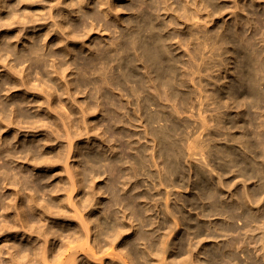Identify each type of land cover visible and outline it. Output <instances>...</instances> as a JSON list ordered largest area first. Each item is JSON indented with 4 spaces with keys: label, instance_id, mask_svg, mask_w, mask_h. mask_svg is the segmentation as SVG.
Wrapping results in <instances>:
<instances>
[{
    "label": "rangeland",
    "instance_id": "1",
    "mask_svg": "<svg viewBox=\"0 0 264 264\" xmlns=\"http://www.w3.org/2000/svg\"><path fill=\"white\" fill-rule=\"evenodd\" d=\"M130 1H132V2L130 3ZM173 1H174V3H172V5H174V4L175 5H174V7H172V5H170L169 9L170 10H172V9L174 10L175 9V14H174L173 11H170L169 9L166 12V10L160 8V6L158 7V5L154 7V6H150L148 4H142V5H136L135 8H134L131 5V4L135 3L134 0H117L115 5H116V7L118 9V12H119L122 20H123L122 22H120V21L117 22V20H115V19L112 20V18L111 19L108 18L110 21H107V23L104 22V21H101V22L97 21V24H96V22L95 23H91V24L88 23V25L86 26V23L84 22V20L82 18H79L78 20H75V21H77L79 23V25H81V26L76 29L77 31L75 30L74 34H72L70 36H67L68 38L65 37L64 38L65 40L61 39V38L58 39V37H52V38L45 37L44 33H42V35H41V33L40 34H34V35L32 34L30 39H27V38H25V37H28L27 36V32H25L27 30L26 27L28 29L30 27H32V25H33L32 22L31 23L28 22L30 24H27L26 22H23L21 20L23 23L26 24V25L24 24L25 26H23L21 24V21L18 22L16 20H15V22L13 21V23H11L12 25H10V24L7 25L6 24V26H4L5 24H3L2 22H0L3 25L2 26L0 24V53L4 49V53L2 52L0 54V56H1L0 57L1 58L0 59V83H2V84H0V90H1L0 91V112H1V114H0V119H1L0 120V125H1L0 126V130H1L0 131V139H1L0 140V148L2 147V150L0 149L1 150L0 151V159L2 157L3 158L6 157V158H4V159L2 158L0 160L1 161L0 162V165H1L0 169L3 170V172L0 170V182H2L3 177L9 171L8 174L12 176V177L10 176L12 179H14V180L18 179L16 182L19 184V186H21L20 183L22 185H24V184L26 185L27 183H29L25 187H27V190L29 189V191H30L29 193H31V194L33 193L32 197H36L37 201L40 204L42 202H44L42 204L50 202V205L51 206L53 205V207H54V209L52 207V210L53 211L55 210V214L58 213L57 216H61V214H62V211H60L61 213L59 212L60 208H59V206H57V204L60 205L59 203L63 202L62 201L63 198L67 199L69 194L71 196V192H72L71 198H73L72 201L75 199L74 200L75 202H74L73 205H75V204L80 205L79 208L83 209L82 214H84L86 212L84 214L85 216L88 215L87 211L89 210V208L92 207V204L89 203V199L87 200V198H88V196H89V198H92V191H93L94 187L96 188V191L98 189H100L99 191H101V192L98 193V194H102V196H103L102 199H103L104 204H105V201H108L111 198V196H112L109 193V192H111V189L108 188L109 180L115 179L117 182L119 181L117 183V185H118L117 186V190L119 192H124V191H127V190H129L130 192H133L134 194H137V193L138 194H142V192H143L142 197L139 198L137 202L135 201L134 206H135V208L137 207V209L139 208L138 209L139 211H144L143 209H145V208H143V207H145L146 204H149V205H147V207L150 208V212L149 211L147 212L148 219H146L144 221H142V220L138 221L137 220L135 222V224H138L137 225L138 229L139 228L146 229L149 232V236L152 239V241H154L155 239H160L159 241H163L164 240L163 241L164 243L161 244V242H158V245L157 244L154 245V246H150L149 245L150 248H146L147 244L146 245H144V244L142 245L140 243L137 244L136 245V249H137L138 252H136L137 254L135 252L132 254L134 260L136 259L135 260L136 264H141V263L142 264L143 263L146 264L147 262H148L147 264H149L150 261H152L150 264H154V263L155 264H251V263L252 264H264V250H262V249H264V245H263L264 241H262V240H264V213H263L264 212V184H263V182H264V175H263V172H264V166H263L264 165V148H263L264 147V144H263L264 142L263 141H264V139H262L264 137V103L262 105V102H264V99H263L264 92H262V89H264V88H262V87H264V85H263L264 84V77H263L264 75L262 76V74L264 73V66L261 67L262 65H264L263 64L264 61H262V60H264V30H263L264 21L262 22V20H264V17H263V15H264V13H263L264 0H262L261 3H256V2L250 1V2H252V3L249 2L250 4L246 3V0H242L240 2L239 6L237 5V3L234 0H232V1L231 0H217L216 1L217 5L215 7L210 5V6H208L209 8L207 10L205 9L206 7H204L203 4L201 5L200 0H199L200 4H199V2L197 0H196L197 1L196 3H195V0H187L188 2L186 0H183V1L179 0L178 2H175L177 0H173ZM181 1L183 3H181ZM220 2L222 3V5H220L221 4ZM176 4H177L178 7L176 6ZM188 4H191V5H188ZM197 4H198V6H197ZM226 4L228 6H225ZM252 4H253V6H252ZM199 5H201L202 8ZM256 5L258 7H256ZM139 6H140V8H137ZM143 6H145V7H143ZM184 6H186V8ZM237 6L239 8H237ZM181 7L183 9H181ZM194 7H196V8H194ZM226 7H227V9H226ZM133 8H134V10H133ZM156 8L157 9L159 8V9L157 10ZM191 8L193 10H189ZM221 8H222L223 11L221 10ZM135 9H136V11H135ZM142 9L145 12L146 11L151 12L153 14V16H155V18L157 17L154 20V23H152L150 25H155V26L157 25L156 26L157 28L155 27V29H158V27L160 26L158 31L155 30V29H153V30L157 31L158 33L162 32L161 34L166 36V41L165 42H166V44H167V46L169 48V52H168V56L167 57H168L169 61L171 60V62H169V64L173 68L175 67L174 69H176L174 71V73H173L174 75L171 74L172 77L170 76V78H172V79H170V81L172 82L170 84H173V81L176 79L174 81L175 83L173 84L174 85L173 89L175 91L174 93H171V90H169V88L167 90V86L166 85L161 84V83L159 85L158 81L156 83H154L152 81L153 80L152 79V75H154L155 73H153V72H151L149 70V68L147 67L148 65H147L146 62L145 63L143 62L144 60H143V58H141L142 57L141 56L142 55L141 54L142 49H140V48H138L139 50L135 49L136 51L134 49L131 50V52L135 53L134 54L135 56L133 55V53L131 54V52H129L131 54L129 58L135 60L133 62H130L129 65H127V67H129L130 70H129V68H127V69L131 73L129 75V76H131V77H129L130 80L128 79V77L126 78L124 76L125 74H122V72H124L123 68L120 66V64L118 63L117 60L116 61L113 60L112 62L110 61L109 64H108L106 62H100V60L98 59V55L100 56L101 54L108 53L109 52V48H110V52H112V51L114 52L115 51L116 53H121V54L123 53L122 44H123V40H124V34L129 29L130 30L128 32H135L136 28H138V26H134L135 27L134 28L133 26L129 25L130 23H128L127 21L130 20V17L131 18H135V16L138 17V14L141 13L140 11ZM248 9H250V10H248ZM184 10H185V12H184ZM196 10L198 12H195ZM200 10H202V11H200ZM203 10H205V11H203ZM215 10L217 11L218 14L221 13V14H219L220 16L218 14H217L218 16L216 15V11ZM160 11H161V13H160ZM207 11H209L211 14L215 13V15L212 14L211 16H209V15H207L209 13V12L207 13ZM232 11H234V12H232ZM242 11H244V12H242ZM202 12H203V14H202ZM237 12L241 16V19L236 18ZM257 12H258V14H257ZM192 13L194 14V16H193ZM246 13L250 14L249 18L251 16H253L252 18L249 19L251 22L250 21L248 22V21L244 20L245 17H247ZM156 14H158V15H156ZM201 15H202V17H200ZM159 16L163 17L164 19L160 18ZM166 16L167 17L169 16V17L167 18ZM189 16H190V18H189ZM214 16H215V18H214ZM176 17H177L178 20H176ZM196 17L197 18L200 17L201 20L200 19L197 20ZM205 17L206 18L208 17L206 19V22H204ZM188 18H189V20H188ZM194 18H195V20L197 22L195 20L193 21ZM242 18H244V19L242 20ZM157 19H158V21H157ZM166 19H168V21ZM210 19H213V20H210ZM237 19H239V20H237ZM185 20H186V22H185ZM199 20L201 21V23L199 22ZM207 20H208V22H207ZM241 20L244 23H242ZM175 21H177V22H175ZM189 21H190V23H189ZM16 22H18L17 24H19V25L14 24ZM193 22H195V23H193ZM203 22H204V24H203ZM99 23L101 25H99ZM122 23H124V24H122ZM164 23H166V24H164ZM175 24L177 25V27H176ZM239 24H241V25H239ZM250 24H252V25L250 26ZM257 24H258V26H257ZM115 25L118 26V27H116ZM166 25H167L168 29H167ZM194 25H195V27H194ZM199 25L201 27L204 25V27H202L200 29ZM99 26H101V27H99ZM102 26H103V28H102ZM173 26H175V27H173ZM228 26H229V28H228ZM234 26H236V27H234ZM253 26L255 28H253ZM123 27H124V29H123ZM206 27H207V29H206ZM79 28H81V31H80ZM84 28H85V30H84ZM146 28H147L145 30L146 33H144L145 37L149 35L150 32L148 30L151 29L150 27H148V25L146 26ZM227 28L229 30H227ZM234 28H236V29L234 30ZM252 28H253V30H252ZM162 29L163 30L165 29L164 32H163ZM205 29H206V31H203ZM208 29H209V31H208ZM242 29H244L245 31H243ZM86 30H88V31H86ZM193 30L195 32H193ZM196 30H197V32H196ZM218 30L222 31V32H220L218 34V32H219ZM117 31H118V33H117ZM187 31H188V33H187ZM200 31H202V32H200ZM230 31H232V32H230ZM76 32H77V34H76ZM81 32L84 33V34L81 35ZM204 32H206V34ZM210 32L211 33L213 32L214 34L213 33L211 34ZM193 33H196V34H194L196 38L194 37ZM203 33H204V36H203ZM208 33L210 35V38H208L209 37ZM14 34H15V37L13 36ZM217 34H218V38H217ZM177 35H178V38H176ZM196 35H198V36L200 35V36L198 37ZM235 35L237 36L236 38L238 40L235 38ZM72 36H73V38H72ZM78 36H79V38H78ZM118 36H119V38H118ZM174 36H176V37H174ZM201 36H203V38ZM205 36H206V38H204ZM41 37H42V39H41ZM181 37L183 38V40H182ZM242 37H243L244 40L242 39ZM6 38L10 39L11 41L6 39ZM175 38L178 39V40H175ZM193 38H194V43H193ZM2 39L5 40V41H3ZM171 39H173V40H171ZM196 39L200 40V42L197 41ZM241 39H242V41H241ZM48 40H49V42H48ZM113 40H114V42H113ZM186 40L188 41V45L187 46H186V44H187ZM195 40H196V43H195ZM201 40L202 41L205 40L206 41V42H204L205 44L203 42H201ZM234 40H237V41H234ZM249 40H250V42H248ZM22 41H23V43H22ZM37 41H38V43H37ZM210 41H211V43H210ZM228 41H229V43H228ZM230 41H232L233 43L232 42L230 43ZM1 42H2L3 45L1 44ZM32 42L36 43V49L37 50L33 51L35 54L32 52L33 54L30 55L31 52H27V46H28L27 44H30ZM58 42H60L61 44L58 43ZM215 42L219 46L214 45ZM221 42H223V45L225 44L224 47L227 50L222 46ZM247 42L250 43L249 46H248ZM234 43H236V45H234ZM239 43H241V44H239ZM47 44L49 46L50 45L51 46L50 47L46 46ZM62 44H63V46H62ZM66 44H70L71 46L70 47H66ZM106 44H108V45H106ZM197 44H199V45H197ZM246 44H247V46H246ZM12 45H13V48H12ZM202 45H203V47H202ZM214 46H217L216 48H218V49L217 50L215 48L211 49V50L209 49V47L212 48ZM236 46H237V48H236ZM20 47H21V49H20ZM198 47H200V49ZM9 48L12 49L14 53L11 52L12 50H9ZM23 48H24V51H23ZM47 48L50 49V50L48 51ZM107 48H108V50H107ZM188 48H190V49H188ZM196 48L200 51V53L199 52L196 53V51H197ZM202 48H203V50H205V48H206L205 52H208V53H205L202 50ZM207 48H208V50H207ZM242 48H245L247 51L242 50ZM251 48H252V50L254 52L252 50H250ZM5 49H6V51H5ZM120 49H121V51H120ZM192 49L194 50V53H193ZM212 50L213 51L216 50V51L213 52ZM255 50H256V53L258 52L259 55L255 54ZM42 51H43V53H41ZM102 51L104 53H102ZM118 51H120V52H118ZM171 51L172 52L174 51V52L172 53ZM218 51H220V54H219ZM238 51H240V53ZM248 51H249L250 55L246 54ZM37 52H38V55H39L38 58H37L38 55H36ZM225 52H227V53H225ZM236 52H237V54H236ZM19 53H21V54L24 53L23 54L24 57L21 58V59L20 58L18 59L16 54H19ZM190 53H191L192 56L194 55V57H195V58L193 57L194 60H193L192 56L189 55ZM201 53H203L202 56H201ZM212 53H213V55H212ZM25 54L27 56H29V57H27ZM137 54H138V57H137ZM139 54H141L140 55V59H139ZM207 54L210 55V57L212 55V57L209 58V56ZM241 54H242V56H239ZM251 54L254 57L250 58ZM260 54H262V56ZM176 55H177V58L175 59ZM206 55H207V57H205ZM257 55H258L259 59L256 60L255 57L257 58ZM2 56H4V57H2ZM31 56H32V58L30 60ZM57 56H59V57L62 56V57L59 58ZM94 56H95V58H94ZM200 56H201V59H200ZM221 56H222V58H221ZM6 57H8V58L6 59ZM13 57H14V59H13ZM33 57H34V60L32 61ZM48 57H49V59H48ZM219 57L221 59V60L219 59L221 64L220 63L218 64V62H219L218 58ZM223 57H224V59H223ZM171 58L172 59L174 58V59L172 60ZM178 58H180V59H178ZM215 58L217 59V61H215L216 60ZM241 58H243V59H241ZM12 59H13V61H12ZM56 59H58V60H56ZM62 59H66V60L62 61ZM188 59H191L192 62L189 61ZM195 59L198 61V62L196 61L197 63H195ZM198 59H200L201 61L198 60ZM211 59H212V61H210ZM252 59H254L252 61L253 64L251 62ZM15 60H17V61H15ZM136 60H137V62H136ZM208 60H209V62H208ZM225 60H226V62H225ZM227 60L228 61L230 60V61L228 62ZM11 61H12V63H11ZM52 61L54 63L56 62V63L60 64V67H62V70L64 72L61 75V78L63 76L62 79L56 78L55 77L57 75L56 72L51 70L52 66L54 64ZM85 61H86V63H85ZM188 61H189V63H188ZM204 61L205 62L207 61L208 63L207 62L204 63ZM223 61L225 62L224 65H222L224 63ZM240 61H242V62H240ZM249 61H250V64L246 65V64L249 63ZM76 62L77 63L80 62L79 64H81V65L79 66V64H77ZM83 62H84V64H83ZM97 62L98 63L100 62V63L98 64ZM183 62H185L186 64L183 63ZM227 62H228L229 65L226 64ZM49 63H50V65H49ZM103 63H104V65H103ZM239 63H242L244 65L242 66V64H239ZM193 64H194V66H193V70H192V65ZM214 64H216V65H214ZM259 64H260V66H259L260 69H258V65ZM68 65H69V68H68ZM77 65H78V67H77ZM88 65H89V67H88ZM90 65H91V68H90ZM105 65H107V66H105ZM110 65H111V68H110ZM113 65H114V67H113ZM176 65L178 67H176ZM186 65H187V67H186ZM196 65H197V67H196ZM198 65H200V66H198ZM218 65H220V66L218 67ZM221 65L224 66V67H222ZM9 66H11V67H9ZM15 66L17 68H15ZM18 66H19V69H18ZM104 66H105L106 69L104 68ZM115 66H116V68H115ZM202 66L203 67L205 66V67L203 68ZM212 66H213L214 69L212 68ZM237 66H239V67L237 68ZM240 66H242V67H240ZM208 67H209V69H208ZM225 67H226V70L228 68L227 72L225 70ZM249 67H251V68L249 69ZM64 68H65V70H64ZM96 68L98 69V72L96 71ZM107 68H108V70H107ZM200 68H201V71H200ZM206 68L208 70H206ZM216 68H218V69H216ZM222 68H224V69H222ZM240 68H242V69H240ZM100 69H102L103 71L100 70ZM144 69H146L147 71L144 70ZM196 69H197L198 72L195 71ZM220 69H221V71H220ZM238 69H240V71H238ZM251 69H252V72H251ZM12 70H13V73H11ZM133 70H135V71H133ZM253 70L256 71L257 73L253 72ZM259 70L260 71L262 70L263 72H261V74H260V72L258 73ZM88 71H89V73H88ZM93 71H95V72H93ZM105 71L108 72V73L106 72L108 75L107 74L105 75ZM117 71H119L120 73L117 72ZM203 71H206V72L203 73ZM241 71H243V72H241ZM21 72H22V74H21ZM145 72H147V73H145ZM193 72L194 73L197 72V73L194 74ZM199 72H202V74H199ZM238 72L239 73L240 72L241 73H245V74H238ZM246 72H248V74H246ZM15 73H16V75H15ZM95 73L99 76L98 77L99 80L96 79L97 75ZM206 73L208 74V76H207ZM209 73L212 74V75L210 76ZM251 73L254 76L256 75V79L259 80V81L262 78V80L260 82L256 81V85L257 86H258L259 83H260L259 86L262 85L261 88L258 86L261 89L260 90L261 95L263 94L262 95V99H261V97H258V98L252 97V96L248 95L247 93L245 95V89L242 88V85H241V83L243 82L242 79H244V78H246L248 76H251ZM119 74H121V75H119ZM190 74H191V76L193 74L194 77L193 76L190 77ZM197 74H199L198 75L199 77L196 76ZM203 74L206 75V76H204ZM259 74L261 76H259ZM22 75H27V77L26 76H22ZM85 75H87L88 77L85 76ZM186 75H189V76H186ZM239 75H241L240 77H242V75H244V76L241 79V78H239ZM18 76L19 77L21 76V78H19ZM257 76H258V78H257ZM94 77H95V79H94ZM106 77L109 78V80ZM110 77H112V78H110ZM118 77H120L121 79L120 78L118 79ZM144 77H146V78H144ZM186 77H188V78H186ZM90 78L93 79V81ZM192 78H193V81L195 83H193V82L191 83L190 82V81H192ZM194 78L197 79V80H195ZM23 79H25V80H23ZM79 79H80V81H79ZM105 79H106V81H105ZM126 79H128L129 81L128 80L125 81ZM138 79H139V81H138ZM142 79H144L145 81L142 80ZM146 79H147V82H146ZM189 79H191V80H189ZM198 79L203 80L202 81L203 84H201V81L198 80ZM74 80H76V81H74ZM112 80H114V83H113ZM118 80H122L124 82H121V81H118ZM237 80L239 82H237ZM233 81H235V82H233ZM262 81H263V83H262ZM67 82L69 84H67ZM93 82H94V84H93ZM105 82H106V84L108 83L107 86H105L106 85ZM144 82H145V84H144ZM257 82H258V84H257ZM84 83H85V85H83ZM101 83L102 84L104 83V85H102ZM137 83H138V85H137ZM146 83L148 85H146ZM149 83H151V84H149ZM231 83H232V85L235 84L236 87L237 86H239V87L241 86L240 88L238 87V90H239L238 93L239 94L238 93L237 94L239 96L237 94H236L237 96L236 95L233 96V94L230 93L229 89H230ZM5 84H6V87H5ZM19 84H21V85H19ZM86 84H88V85H86ZM139 84H140V86H139ZM175 84H177V85H175ZM194 84H196V85H194ZM198 84L200 86L202 85V87H199ZM132 85H134L133 88H132ZM203 85H205V87ZM62 86H63V89H62ZM147 86H148V89H146ZM162 86H163V88H161ZM51 87H53L54 89H52ZM57 87L58 88L61 87L60 88L61 90L58 89ZM122 87L124 89H122ZM129 87H130L131 91L129 90ZM151 87H152V89H151ZM155 87H157V88H155ZM203 87H204V90H203ZM105 88H107V89H105ZM109 88L112 89V91ZM158 88H160V89L158 90ZM199 88H200V90L202 89V91H203L202 93L198 90ZM218 88H219V90H218ZM55 89L58 90V91H56ZM95 89H97V90H95ZM141 89H142L143 92L141 91ZM149 89H150V91H149ZM164 89H166V90H164ZM215 89H217V90H215ZM242 89H243V91H242ZM94 90L97 91V94H96V92ZM132 91L135 92V94ZM228 91H229L230 94L228 93ZM91 92H94L95 95H94V93L92 94ZM149 92H150V95H149ZM180 92H181V94H180ZM192 92H194V93H192ZM50 93H51V96H50ZM107 93H110V94H108V96H107ZM129 93L130 94L132 93L133 96L130 95ZM136 93H138V94L136 95ZM169 93H170V96L168 95ZM184 93H186L185 96H184ZM188 93L191 94V96ZM213 93H215V94H213ZM152 94H153V96H152ZM172 94H174L173 95L174 99H173V96H171ZM178 94H179V96H178ZM201 94H203V95H201ZM208 94H210V95H208ZM156 95H157V97L159 96L158 98H160V96H163V97L160 98L161 100L160 99L157 100ZM88 96H90V97L88 98ZM94 96H95V98H94ZM100 96H102V97H100ZM106 96L108 97V99H107ZM144 96L146 97V102H145V97ZM151 96H152V98H151ZM175 96H176V98H175ZM200 96L204 100L199 102ZM244 96H246L247 98L244 97ZM153 97H154V99H153ZM167 97H168V99H166ZM181 97H182V99H181ZM59 98L62 101H60ZM105 98H106V100H105ZM178 98H180V100ZM217 98H218V100H217ZM220 98H221V102L222 103L219 102ZM223 98H224V100H223ZM147 99L150 100L148 102H149V104L151 103L150 104L151 106L148 104ZM185 99H186V101H185ZM188 99H189V101L190 100L191 101L189 102ZM253 99L256 100L257 102H258L259 99H261L262 101L259 100L260 101L259 103H261V105L259 103H257L256 101L254 102ZM95 100H96V102H95ZM128 100H130V101H128ZM153 100H154V103H153ZM181 100H182V102H181ZM213 100H214V103H213ZM115 101H116V103H115ZM184 101L186 102V104H185ZM205 101H206V103H204ZM7 102H9L10 104L7 103ZM109 102H111V104ZM117 102H118V104H117ZM177 102H178V104H177ZM201 102H203L204 105H202L203 103H201ZM238 102L241 103V104H239ZM251 102H252L253 105L251 104ZM96 103H98V104H96ZM106 103H107V105H106ZM112 103H113V105H112ZM199 103H201V104L199 105ZM255 103H256V105H255ZM15 104H16V106H15ZM195 104H196V106H195ZM3 105H4V108H3ZM65 105H66V107H65ZM181 105H183V107ZM185 105H187V106H185ZM192 105H193V108H192ZM217 105H218V108H217ZM114 106H116V108ZM175 106H177V107H175ZM199 106H201V107H199ZM6 107H8V108L6 109ZM19 107H20V109H18ZM9 108H10V110H9ZM92 108H95V111ZM100 108L102 109V111H100L101 110ZM160 108H161V110H160ZM190 108H192L191 109L192 111L190 110ZM199 108L203 109V110H199L200 113H199V111H197ZM3 110H4V112H3ZM19 110H21L22 113L25 111L24 112L25 116L22 114V116L20 118L19 115H21V111H19ZM82 110L86 114H84V112ZM156 110H157L158 115L156 113ZM152 111H153V113L154 112L156 113V114L154 113L155 116L151 115V114H153ZM160 111L163 112V115H162V112H160ZM201 111L204 112L205 114H207V115H205L203 113L204 116L201 115V117L203 119L206 116L205 117L206 118L205 121L203 120L205 122L204 124L208 123L210 125H208V124L204 125L202 122H200L201 121L200 119H197L199 114H201ZM19 112H20V114H19ZM64 112L68 116L65 117ZM149 112H151V113L149 114ZM192 113H193V115H192ZM171 115H172V117H171ZM252 115H254L255 117L252 116ZM3 116H4V119H2ZM8 116L10 117V119H9ZM147 116L148 117L152 116V117L151 118L150 117L147 118ZM161 116H164V117H161ZM166 116H167L168 120L166 119ZM256 116H257V118H256ZM208 117L210 118V120H209ZM67 118H69V119H67ZM157 118L159 119V121H158ZM64 119H67V120H64ZM150 119H151L152 122L150 121ZM251 119H254V120L252 121ZM148 120L150 122H148ZM15 121H16V124L14 123ZM65 121L68 124H65L66 123ZM6 122L7 123L9 122V124H7ZM157 122L160 123V124H158ZM172 122H173L174 125L172 124ZM147 123H149V125L151 123V125L154 127V130H155L156 125H158L157 126L158 128L156 127L157 131L155 130L153 132V127L151 128ZM154 123H155V125H153ZM185 123H188L190 126L188 124H185ZM6 124H7V126H6ZM145 124H146V126H144ZM161 124H163V125L166 124L167 126L166 125L163 126ZM199 124H201V126ZM160 125H161V127H160ZM168 125L171 128H173L174 126H176V127L178 126V127L177 128L174 127L175 129L169 128V129H171V130H169V129H167L169 127ZM186 125H187V127H185L186 128V130H185L183 127L186 126ZM147 126H149V127H147ZM206 126L208 128H206ZM222 126H225V127H222ZM106 127H109L110 129L109 128L106 129ZM159 127L163 131V134L164 133L166 134V132H168V134H167L168 138H172V137L175 138L176 137L175 134H177V139L176 138L175 139L172 138V140L171 139L167 140L168 138H166V136L165 137H163V136L160 137L162 135V131L159 129ZM164 127H166V129ZM188 127H189V130H188ZM214 128H216L217 134H216V132H213V131H216ZM260 129H261V131H260ZM149 130H151V131L149 132ZM174 130L175 131L177 130L178 132L175 133ZM221 130H222V132L224 134L221 132ZM180 131L183 134L180 133ZM200 131H202V132H200ZM170 132L171 133L173 132L174 134L173 133L171 134ZM187 132H188V134H185ZM259 132H260V135H259ZM190 133H191V136H190ZM198 133H200V134L202 133V134L200 135ZM256 133H258V134H256ZM14 134H16V135L14 136ZM169 134H171V135H169ZM184 134L186 136L189 135L190 137L189 136L188 137L191 138V139H189V138L187 139V137ZM193 134L194 135L196 134L197 136L198 135L201 136V138H204V140L201 139V138L198 139L199 137L195 136L194 137L195 140H196L195 141L194 138H193V136H194ZM228 134H230V137H229ZM9 135L10 136L13 135L14 138L10 137ZM172 135H174V136H172ZM261 135H262V138H261ZM178 136H181L182 138L183 137L184 138L181 140V137H178ZM258 136H260V137H258ZM6 137L7 138L9 137L8 139L10 141H12V142H10ZM240 137H241V140H240ZM248 137H250L253 140L252 141L253 142L252 147H251V145L250 146L247 145L245 143V141H244V138H248ZM255 137L256 138L258 137L257 141H255L256 140ZM11 138H13V139H11ZM159 138H161V139H159ZM163 138L166 139V142H170L171 145H174V146L176 145L175 152H176V150L184 152V154L182 153L183 156L181 157V152H176V153L174 152L175 154L178 153L181 158L178 155L176 156L174 153L173 154L176 157H178V158H176L174 155L173 156L172 155L171 156L170 155L169 156L162 155V151H163L162 148H163L164 145L166 146V142L164 141L165 139H163ZM184 139H186L188 142L186 140H184ZM259 139H261L260 140L261 143L258 141ZM170 140L172 141V143H171ZM178 140L181 143V145H184V149H183V146H180L179 142L177 143ZM189 140H191V142ZM193 140H194V143L195 142H198V143L194 144L192 142ZM198 140H200L201 142L198 141ZM184 141H186L185 142L186 145H185ZM4 142H5V144H4ZM189 142L191 143L190 144L191 145V149H187L186 148V146L189 145ZM176 143L178 144V146H177ZM192 143L195 145V147H192V146H194ZM199 143H200V145H199ZM244 143L247 146H245ZM168 144L169 143H167V145ZM78 145H79V147H78ZM196 145H198V146H196ZM201 145H203V146H201ZM20 146H22V148L24 150L21 149ZM70 146H72V147H70ZM139 146H140V148H139L140 151H138V149H137ZM177 147H178V149H177ZM179 147H181L182 150ZM196 147L197 148L199 147L198 149H200V148L202 149L203 148L202 149V153ZM220 147H222V148H220ZM249 147H250V149H249ZM253 147H254V149H253ZM4 148H6V149H4ZM12 148H15L16 151H15V149L12 150ZM34 148L39 150V151L38 152L34 151ZM69 148L70 149L73 148V149L70 150ZM74 148H76V149H74ZM142 148H143V151H142ZM193 148H195L197 150V151L195 150L197 154L195 153ZM224 148L225 149L228 148L227 151ZM255 148H257V149H255ZM9 149H10V152L12 150L11 153H13V157H11L12 154L9 152ZM158 149H160L162 151L159 150L160 152H158ZM223 149L225 150L224 152L222 151ZM232 149L235 150V151H233ZM20 150H22V152ZM68 150H70L71 153H69L70 151H68ZM144 150H145V152H144ZM210 150H211V153H209ZM216 150H218V151L220 150L219 153ZM230 150L233 151L231 156H233V154H235L232 158L235 157V160H237V162L235 161L236 164L233 163V162L230 163L231 165L229 164V162H231V161H229V158L231 156L228 155L229 153H231ZM19 151H20V154H18ZM94 151H95V154H93ZM190 151H191V153H194L195 155L192 154V156H191L190 155L191 154ZM198 151L200 153H198ZM2 152H4L5 156H2V155H4ZM78 152H79V154H78ZM212 152H214V153H212ZM252 152H253V154H252ZM255 152H257V153H255ZM88 153H89V155H90V153L92 154V155H90V156H92V158H93V156L96 155V158L94 157L92 159L90 156H87ZM144 153L146 155H144ZM208 153L211 154V155H209ZM160 154L162 155L161 156L162 158L159 157ZM202 154H203V158L205 156L207 157V155H208L207 158H211V160L208 159L209 160L208 161L205 158L203 159L202 158ZM223 154H225V155H223ZM15 155H17V156H15ZM97 155L101 156V157L98 158ZM138 155H140V156L142 155L141 157L144 156L143 159L145 161ZM136 156H138V158ZM146 156L149 157V158L147 159ZM88 157H90L92 160L89 159ZM166 157H169V158L166 159L167 161L165 160ZM171 157H172V159H171ZM173 157L175 158V162L173 160L174 159ZM198 157L200 159L199 162H198ZM14 158H16V159H14ZM29 158H30L31 162L29 161ZM11 159H13V161ZM177 159H179V160H177ZM93 160H95V162ZM141 160H142V162H144L145 166L143 165ZM149 160H150V162H149ZM164 160L166 162V165H165V162H163ZM171 160H173V161L171 162ZM201 160H203V161L205 160L203 163L207 164V165L205 164L206 167L204 166V164L202 163ZM6 161H9V163L6 162ZM37 161L39 162V164H38ZM98 161H100V162H98ZM168 161H169V163H168ZM200 161H201L202 167H200L201 166ZM140 162L142 164H140ZM227 162H228V164H227ZM245 162L248 163L249 165L248 164L246 165ZM250 162H252L251 166H250V164H251ZM171 163L172 164H174V163L181 164V167L183 166V168H181V171H180V169L175 171L176 169H174L172 167ZM225 163L227 164V166H226ZM238 163H240V164L238 165ZM258 164H260V165H258ZM16 165H18V166H16ZM19 165H20V167H19ZM228 165H230V166H228ZM7 166H8V168L11 167L10 170L8 168L6 169ZM111 166H113V167H111ZM239 166H241V167H239ZM247 166L249 167V169L245 168ZM253 166H254V168H253ZM196 167H198V168L196 169ZM256 167H258V169H256ZM4 168H5V172H4ZM113 168H115V169H113ZM171 168H173V169L171 170ZM200 168L201 169L204 168V169L201 170ZM242 168L243 169L245 168L244 171H243ZM108 169H109V171H108ZM135 169H136V171H135ZM182 169H183V172H182ZM184 169H185V171H184ZM104 170H106L108 172H106ZM199 170L201 172H203V174L206 173V175H203V177L205 176V178H203V179L204 180H210L215 185L214 188H215V190L216 189L217 190L214 191V193L215 194L218 193L220 197L218 195L217 196L215 195L216 196V197H214L215 199H212L211 197H206L205 198V196L200 195V191L198 190L200 187L197 184V180H198L197 176H198ZM241 170H242V172H241ZM245 170H247V172ZM169 171H171V173ZM179 171H180V173H179ZM20 172H21V174H20ZM133 172L135 174H133ZM14 173H16V174L14 175ZM254 173H255V175H254ZM257 173L260 175L261 179H258L257 176H259V175H257ZM19 174L21 175L20 177H19ZM70 174H71V178H70ZM151 174H153L154 176L151 175ZM22 175H23V177H22ZM93 175H94V177H93ZM116 176H120V177L117 178ZM109 177H111V179ZM152 177H154L155 180ZM160 178H162L161 180H162L163 183L161 182ZM72 179L78 180L79 183L76 184L77 189H76V187H74V190L73 189L71 190L70 185H71ZM123 179L126 180V181H122ZM211 179L212 180L214 179L213 180L214 182ZM136 180L139 181V183H140L139 186L138 185L136 186V184L134 183ZM165 180H166V182H165ZM175 180H176V182H175ZM120 181H121V183H120ZM152 181H154V182H152ZM171 181H173L174 183L171 182ZM68 182H69L70 185L67 184ZM106 182H108V183H106ZM124 182H126V183H124ZM37 183H39V184H37ZM192 183H194V185ZM260 183H261V185H260ZM63 184L65 186H62ZM148 184H149L150 187L148 186ZM262 184H263V187H261ZM34 185H36L39 189L36 186H34ZM41 185L43 186L42 188H41ZM155 185L157 186V188H156ZM196 185H198L199 188H197ZM28 186H29V188H28ZM125 186H126V188H125ZM30 187H31V189H30ZM130 187H131V189L132 188L133 189L131 190ZM256 187H258V188H256ZM41 189H43V190H41ZM121 189L123 191H121ZM258 189L259 190L261 189L260 191H262V192H259ZM65 190L67 191V193H66ZM253 190H255V192ZM43 191H44V193H43ZM68 191H70V193ZM247 191H248V193H247ZM9 192H10V194H9L8 197H9V199L13 200L12 201V208H13V212H15V213H12L13 214V218H15L16 216L19 217V215L21 214V212L18 209L19 205L17 203H15L16 202V197L15 198L13 197V196H16L15 190L11 189ZM53 192H54V194H53ZM146 193L152 194L154 196V198H152V201L149 200V199H146L145 197H143V195H145ZM25 194H27V193L25 192ZM246 194L247 195L249 194L250 196H247ZM56 195H57V198L59 200L61 198L60 202L57 199H53V196H56ZM74 195H75V197H74ZM41 196H44V197L42 198ZM46 196H47V198H46ZM70 196H69V200H70ZM86 196H87V198H86ZM96 196L97 195H95V197ZM193 196H196L195 197L196 200H195V198ZM200 196H201V198H200ZM41 198H42L43 201L41 200ZM76 198L79 199V200H77ZM85 198H86V200L88 202L85 200ZM208 198H211L212 200L208 199ZM218 198H220V199H218ZM51 199L53 201L54 200L55 201L53 202ZM140 199H142V200H140ZM192 199L195 200L194 203H193ZM197 199H199V200H197ZM76 200H77V203H76ZM81 200H82L83 203L80 202ZM72 201L70 200L71 203H73ZM196 201H197V203H196ZM1 203H0V214L2 215V213L4 212V209L1 208L2 207ZM69 203H67L68 205L64 204V203L63 204L67 205L69 207L70 206ZM220 204L222 205V207H225V208L223 209ZM55 206H56V208H55ZM209 206L210 207L212 206L211 208L214 209L213 212H211L212 209H210ZM226 206H228V208H232V210L228 209ZM70 207L72 208L73 206H70ZM70 207H69V209H71ZM86 207H88V208H86ZM113 207H115L113 209L119 210V216H120L119 219L123 218L122 221L124 220V216H123L124 212L123 211H126V210L127 211H126V215L125 216L128 215L127 217L129 219L132 218V215H133L132 214V209L128 208L130 206H125L124 207V204H122L121 206L120 205H117V206L115 205ZM75 208L76 207H73V209H75ZM84 208H86L85 211H84ZM121 208H125L126 210L125 209L122 210ZM179 208H181V209L179 210ZM219 209H221V210H219ZM67 210H68V208H67ZM157 210H158V212H157ZM228 210H230V212H228ZM234 210H235V212H233ZM68 211L64 212L65 214H63L64 216H62V218H63L62 221H64V222H59L58 223V221H57L56 225H54V228H57V229L61 228L62 230L64 229V232H63L64 236H63V234H61L60 236L55 237V239L52 238V239H54V241L57 240L56 238H58L59 242H61L62 239H66L65 233L67 232L68 229H70V226H71V223H70L71 221L70 222H68V221H69V219L71 220L72 217H73L70 212L68 213ZM109 211H110V209H109ZM184 211L186 212V214H189V215H186ZM220 211H222V212H220ZM241 212H242V214H241ZM165 213H167V217H165V218H167V220L163 219ZM174 213L175 214L177 213L176 214L177 216ZM243 213H244L245 216L243 215ZM33 214H35V213H30L31 216L29 215V217H30V219H32V221L30 220L31 223L29 222V225L27 227H24V226L22 227L21 225H19V226H15L14 225L8 231L7 235L9 236V240H2V242H0V243L1 244L2 243H6L7 245H11V243L13 241L14 243L15 242H17V243L21 242V246H24V245H28L29 244L28 240L24 239V236L27 235L28 237L31 236L33 238H37L38 236H40V234H38L39 232L35 231V227L36 226L38 227V225H39V223H41V221H39V219L36 220L38 216L35 214L37 216V217H35V215H33ZM66 214H69V215L66 217ZM184 214H185V216H182ZM235 214H237V215H235ZM1 215H0V222H1V220L3 221V215L2 216ZM114 215L117 216L118 213L114 214ZM229 215L230 216L232 215L231 216L232 218ZM240 215H242V216H240ZM115 216H114V218H115ZM151 216H154V217H151ZM175 217H177L176 219L179 220V221H177L178 223H176ZM193 217H194V219H193ZM227 217H229V218H227ZM190 218H192V219H190ZM257 218H259V219L256 220ZM73 219H74V217H73ZM151 219H152V221H151ZM181 219H182V221H181ZM175 223H176V226H175ZM200 224H201V226H200ZM206 225L208 227H206ZM232 225L233 226L236 225V226L232 227ZM173 226H174L175 229L173 228ZM235 227H237V228H235ZM129 228L128 229L126 228L129 231H126L124 233L126 238H127V240H128V242L126 241V243H137L138 240L135 239V234L133 233L134 232L133 231L134 227L130 225ZM168 228H169V231H168ZM200 228H201V230H200ZM219 228H221V229H219ZM163 230H165V231L163 232ZM167 234L169 235V238H168ZM155 235H157V236H155ZM162 235H163L164 239H162ZM261 235H262V237H261ZM129 237H130L131 240H129ZM132 237L134 239H132ZM253 238L257 239V240H254ZM71 243L72 242H70V244ZM78 243H81V240H80V242H75V243L73 241L72 244H77V248L76 249L79 251L78 254L80 253V255L83 256V257L86 254L88 255L87 252L90 253V251H94L96 253L98 251L99 252H103L104 251L103 253H99L98 252L99 253L98 254L99 257L96 254V258L100 259V258H102V257H100V255L103 256V258L101 260H102L103 263H106V264H109L110 262H112V260L115 257H117V260L121 264H123L124 261H123V259H121V258L124 257V256L122 257V255H123L122 254V250H123L124 247H125L124 249H128L129 248L128 245H125L124 247H121L122 248V250H121V248H119V247L116 248L114 243H111V244L104 243V246H103L104 248H102L103 250L101 249V251H100L98 248L93 246V243H91L92 247L95 248L96 250L94 249V250H90L89 251L88 246H87L88 243L83 246V242H82V247H84V248L86 247L87 248V249H85V252L88 250L86 252V254H84V251H83L84 249L82 250L81 249L82 247H79ZM91 245H89V246H91ZM110 245L114 246V247H110ZM162 245H164V246H162ZM106 246L109 247V248H106ZM186 246H188V247H186ZM144 247L146 248L147 252L143 251L144 249H142V248H144ZM222 247H225V248H222ZM105 248H106V250H104ZM112 248H114V249H112ZM119 249H120V251H119ZM229 249H230V251H229ZM242 250H243V253H242ZM165 251H167V252H165ZM226 251H227V253H225ZM228 251H229V253H228ZM153 252H154V255H153ZM219 252H221V253H219ZM239 252L241 253V255H240ZM25 253H28V252L24 251L22 253V255H24V256H21V260H19V261H22V263L18 262L19 264L20 263L21 264H27V261H28V264H31V262L29 263L30 257L28 255L26 256ZM92 253L93 252H91L90 254H92ZM119 253H120V255H119ZM206 253H207V255H206ZM209 253H210V255H209ZM245 253H246V255H245ZM93 255L94 254H92V256ZM250 255H252V256H250ZM92 256H90V257H92ZM119 256L121 257L120 260H119ZM23 257H24V259L26 261L23 259ZM96 258H95L94 261H96ZM125 258L126 257H124V260L127 261L128 258L127 259H125ZM143 258H144V260H143ZM220 258H221V260H220ZM160 259H161V261H160ZM252 259H254V261ZM66 260H68V259L66 258ZM228 260H229V262H228ZM249 261H250V263H249ZM96 262L102 263L101 261H98V260ZM68 264H70V263H68Z\"/></svg>",
    "mask_w": 264,
    "mask_h": 264
},
{
    "label": "bare ground",
    "instance_id": "2",
    "mask_svg": "<svg viewBox=\"0 0 264 264\" xmlns=\"http://www.w3.org/2000/svg\"><path fill=\"white\" fill-rule=\"evenodd\" d=\"M116 1L117 0H0V22H2L3 24H5L4 26H6V24L8 25V24H10V25H12L11 23H13V21L15 22V20L16 21H18V22H20L21 20L23 21V22H26L27 24H30L31 22L33 23V25H32V27H30L29 29L26 27V31L25 32H27V36L28 37H25V38H27V39H30V37H31V35L33 34H40L41 33V35H42V33H44L43 35L45 36V37H49V38H52V37H58V39L59 38H61V39H64L65 37H67V36H70V35H72V34H74V32H75V30L78 28V27H80L81 25H79V23L77 22V21H75V20H78L79 18H82L83 20H84V22L86 23V26L88 25V23H95L96 22V24H97V21H104V22H106L107 23V21H110L108 18H112V20L113 19H115V20H117V22L118 21H120V22H122L123 20H122V18H121V16H120V14H119V12H118V9H117V7H116V5H115V3H116ZM135 1V3H133V4H131L134 8H135V6L136 5H142V4H148V5H150V6H157L158 5V7L160 6V8H162V9H164V10H166V12L168 11V9L170 8V5H172V3H174V1L173 0H134ZM179 0H177V1H175V2H178ZM183 1V0H182ZM181 1V3H183ZM187 1V0H186ZM198 2H199V0H197ZM196 0H195V3L197 2ZM216 1L217 0H200V2H201V5L203 4L204 5V7H206L205 9L207 10L209 7L208 6H216L217 5V3H216ZM232 1V0H231ZM236 3H237V5L239 6L240 5V2L242 1V0H234ZM250 1H253V2H256V3H261V1L262 0H246V3H248V4H250V3H252V2H250ZM132 1H130V3H131ZM188 2V1H187ZM191 2V1H190ZM200 2H199V4H200ZM250 2V3H249ZM221 3V2H220ZM179 4V3H178ZM194 4V3H193ZM247 4V5H248ZM175 5V4H174ZM174 5H172V7H174ZM181 5V4H180ZM188 5H191V4H188ZM201 5H199L201 8H202V6ZM220 5H222V3L220 4ZM258 5V4H257ZM256 5V7H258ZM162 6V7H161ZM176 6H177V4H176ZM187 6V5H186ZM186 6H184L185 8H186ZM197 6H198V4H197ZM196 6V7H197ZM224 6V5H223ZM225 6H228L227 4L225 5ZM230 6V5H229ZM236 6V5H235ZM237 6V8H239ZM252 6H253V4H252ZM143 7H145V6H143ZM171 7V8H172ZM178 7V6H177ZM196 7H194V8H196ZM242 7V6H241ZM134 8H133V10H134ZM137 8H140V6L139 7H137ZM200 8V9H201ZM220 8V7H219ZM243 8V7H242ZM251 8V7H250ZM255 8V7H254ZM151 9V8H150ZM157 9V8H156ZM159 9V8H158ZM157 9V10H158ZM181 9H183L182 7H181ZM226 9H227V7H226ZM252 9V8H251ZM256 9V8H255ZM254 9V10H255ZM138 10V9H137ZM156 10V11H157ZM170 10V9H169ZM189 10H193L192 8L191 9H189ZM198 10V9H197ZM195 11V12H198V11ZM221 10H222V8H221ZM241 10V9H240ZM248 10H250V9H248ZM135 11H136V9H135ZM170 11H173L174 12V14H175V9L173 10H170ZM200 11H202V10H200ZM203 11H205V10H203ZM216 11V10H215ZM220 11V10H219ZM223 11V10H222ZM225 11V10H224ZM256 11V10H255ZM141 13H139L138 14V17L137 16H135V18H131L130 17V20L129 21H127L128 23H130L129 25H131V26H138V28H136V31L135 32H128L129 30H127V32L124 34V40H123V44H122V48H123V53L121 54V53H116L115 51L113 52L112 50V52H110V48H109V52L108 53H105V54H101L100 56L98 55V59L100 60V62H106V63H108L109 64V62L111 61H113V60H117L118 61V63L120 64V66L123 68V71L124 72H122V74H125L124 76L127 78L128 77V79H129V77H131V76H129L131 73L129 72V70H130V68L129 67H127V65H129V63L130 62H133V61H135L134 59H131V58H129L130 57V55L133 53V52H131V50H137L138 48H140V49H142V52H141V54H139V59H140V55L142 56L141 58H143V62L145 63H147V67L149 68V70L151 71V72H153V73H155L154 75H152V81L154 82V83H156L157 81H158V83H159V85H160V83L161 84H164V85H166L167 86V90H168V88H169V90H171V93H174L175 91H174V89H173V87H174V81L176 80H172L173 81V84H170V83H172L171 81H170V79H172V78H170V76H171V74L172 75H174L173 73H174V71L176 70V69H174L170 64H169V62H171V60L169 61L168 60V52H169V48H168V46H167V44H166V36H164L163 34H161V33H158L157 31H158V29H159V27H158V29H155V27L157 26H155V25H150V24H152V23H154V20L157 18H155V16H153V14L151 13V12H148V11H144L143 9L140 11ZM163 12V11H162ZM182 12V11H181ZM184 12H185V10H184ZM209 11H207V13H208ZM213 12V11H212ZM232 12H234V11H232ZM242 12H244V11H242ZM138 13V12H137ZM158 13V12H157ZM160 13H161V11H160ZM172 13V12H171ZM178 13V12H177ZM176 13V14H177ZM180 13V12H179ZM191 13V12H190ZM225 13V12H224ZM256 13V12H255ZM254 13V14H255ZM263 13H264V10H263ZM155 14V13H154ZM166 14V13H165ZM164 14V15H165ZM173 14V15H174ZM193 14V13H192ZM191 14V15H192ZM202 14H203V12H202ZM212 14H214L215 15V13H212ZM210 12L207 14V15H209V16H211L212 15ZM218 13H217V11H216V15H217ZM219 14H221V13H219ZM218 14V15H219ZM235 14V13H234ZM257 14H258V12H257ZM156 15H158V14H156ZM188 15V14H187ZM196 15V14H195ZM198 15V14H197ZM217 15V16H218ZM249 15L250 14H248V13H246V16L247 17H245V19L244 18H242V20L244 19V20H246V21H250L249 19L250 18H252L253 16H251L250 18H249ZM162 16V15H161ZM161 16H159L160 18H163V17H161ZM183 16V15H182ZM193 16H194V14H193ZM206 16V15H205ZM220 16V15H219ZM222 16V15H221ZM258 16V15H257ZM158 17V18H159ZM167 17V16H166ZM169 17V16H168ZM167 17V18H168ZM187 17V16H186ZM185 17V18H186ZM200 17H202V15L200 16ZM197 18V20L198 19H200L201 20V18ZM263 17H264V15H263ZM262 17V18H263ZM182 18V17H181ZM189 18H190V16H189ZM189 18H188V20H189ZM208 18V17H207ZM206 17H205V19H204V22H206V19H207ZM210 18V17H209ZM214 18H215V16H214ZM234 18V17H233ZM236 18H239V19H241V16L238 14V12H237V14H236ZM256 18V17H255ZM261 18V19H262ZM108 19V20H107ZM164 19V18H163ZM175 19V18H174ZM239 19H237V20H239ZM254 19V18H253ZM259 19V18H258ZM162 20V19H161ZM167 21H168V19H166ZM176 20H178L177 19V17H176ZM182 20V19H181ZM195 20V18L193 19V21ZM199 20V22L201 23V21ZM210 20H213V19H210ZM242 20H241V22H242ZM255 20V19H254ZM21 21V24L23 25V26H25L26 24L25 23H23ZM82 21V20H81ZM157 21H158V19H157ZM196 21V20H195ZM264 20H262V22H263ZM18 22H16V23H14V24H16V25H19V24H17ZM28 22H30V23H28ZM115 22V21H114ZM161 22V21H160ZM175 22H177V21H175ZM179 22V21H178ZM181 22V21H180ZM185 22H186V20H185ZM184 22V23H185ZM188 22V21H187ZM197 22V21H196ZM198 22V23H199ZM204 22H203V24H204ZM207 22H208V20H207ZM240 22V21H239ZM251 22V21H250ZM255 22V21H254ZM259 22V21H258ZM189 23H190V21H189ZM193 23H195V22H193ZM199 23V24H200ZM235 23V22H234ZM242 23H244V22H242ZM246 23V22H245ZM257 23V22H256ZM260 23V22H259ZM1 24V23H0ZM20 24V25H21ZM25 24V25H24ZM104 24V23H103ZM122 24H124V23H122ZM164 24H166V23H164ZM168 24V23H167ZM183 24V23H182ZM187 24V23H186ZM192 24V23H191ZM237 24V23H236ZM249 24V23H248ZM261 24V23H260ZM2 25V24H1ZM21 25V26H22ZM99 25H101L100 23H99ZM148 25V27H150L151 29V31L150 30H148L150 33H149V35L148 36H144V33H146L145 32V30L147 29L146 28V26ZM160 25V24H159ZM172 25V24H171ZM176 25V24H175ZM206 25V24H205ZM235 25V24H234ZM239 25H241V24H239ZM252 24H250V26H251ZM256 25V24H255ZM3 26V25H2ZM85 26V25H84ZM95 26V25H94ZM105 26V25H104ZM116 26V25H115ZM169 26V25H168ZM197 26V25H196ZM200 26V25H199ZM257 26H258V24H257ZM8 27V26H7ZM98 27V26H97ZM99 27H101V26H99ZM116 27H118V26H116ZM128 27V26H127ZM164 27V26H163ZM166 27H167V25H166ZM173 27H175V26H173ZM176 27H177V25H176ZM187 27V26H186ZM192 27V26H191ZM194 27H195V25H194ZM202 27H204V25L202 26ZM201 26H200V29L202 28ZM232 27V26H231ZM230 27V28H231ZM234 27H236V26H234ZM21 28V27H20ZM25 28V27H24ZM87 28V27H86ZM90 28V27H89ZM88 28V29H89ZM93 28V27H92ZM102 28H103V26H102ZM106 28V27H105ZM126 28V27H125ZM135 28V27H134ZM157 28V27H156ZM198 28V27H197ZM228 28H229V26H228ZM227 28V30H229ZM242 28V27H241ZM253 28H255L254 26H253ZM253 28H252V30H253ZM80 29V31H81V28H79ZM91 29V28H90ZM123 29H124V27H123ZM153 29H155V30H157V31H155V30H153ZM161 29V28H160ZM167 29H168V27H167ZM189 29V28H188ZM191 29V28H190ZM193 29V28H192ZM206 29H207V27H206ZM206 29L205 30H203V31H206ZM236 28H234V30H235ZM84 30H85V28H84ZM118 30V29H117ZM121 30V29H120ZM133 30V29H132ZM131 30V31H132ZM163 30V29H162ZM165 30V29H164ZM164 30H163V32H164ZM211 30V29H210ZM231 30V29H230ZM243 31H245L244 29H242ZM261 30V29H260ZM263 30H264V27H263ZM77 31V30H76ZM83 31V30H82ZM86 31H88V30H86ZM119 31V30H118ZM118 31H117V33H118ZM125 31V30H124ZM169 31V30H168ZM208 31H209V29H208ZM219 31V30H218ZM123 32V31H122ZM193 32H195L194 30H193ZM196 32H197V30H196ZM200 32H202V31H200ZM214 32V31H213ZM212 32V33H213ZM220 32H222V31H219L218 32V34L220 33ZM227 32V31H226ZM225 32V33H226ZM229 32V31H228ZM230 32H232V31H230ZM256 32V31H255ZM263 32V31H262ZM15 33V32H14ZM17 33V32H16ZM187 33H188V31H187ZM192 33V32H191ZM205 34H206V32H204ZM204 33H203V36H204ZM211 33V32H210ZM211 33V34H212ZM217 33V32H216ZM238 33V32H237ZM12 34V33H11ZM76 34H77V32H76ZM80 34V33H79ZM82 34H84V33H82L81 32V35ZM87 34V33H86ZM120 34V33H119ZM167 34V33H166ZM171 34V33H170ZM178 34V33H177ZM194 34H196V33H193V35ZM214 34V33H213ZM218 34H217V38H218ZM224 34V33H223ZM227 34V33H226ZM246 34V33H245ZM244 34V35H245ZM17 35V34H16ZM118 35V34H117ZM121 35V34H120ZM208 35H209V33H208ZM207 35V36H208ZM222 35V34H221ZM225 35V34H224ZM228 35V34H227ZM238 35V34H237ZM243 35V36H244ZM14 37H15V34L13 35ZM126 36V37H125ZM171 36V35H170ZM196 36H198V35H196ZM200 36V35H199ZM198 36V37H199ZM203 36H201L202 38H203ZM220 36V35H219ZM231 36V35H230ZM240 36V35H239ZM9 37V36H8ZM82 37V36H81ZM80 37V38H81ZM121 37V36H120ZM123 37V36H122ZM174 37H176V36H174ZM184 37V36H183ZM189 37V36H188ZM194 37H195V35H194ZM200 37V38H201ZM233 37V36H232ZM237 36L235 35V38H236ZM250 37V36H249ZM10 38V37H9ZM68 38V37H67ZM66 38V39H67ZM72 38H73V36H72ZM78 38H79V36H78ZM118 38H119V36H118ZM176 38H178V35H177V37ZM175 38V40H178V39H176ZM182 38V37H181ZM196 38V37H195ZM201 38V39H202ZM204 38H206V36L204 37ZM208 38H210V35H209V37ZM226 38V37H225ZM229 38V37H228ZM227 38V39H228ZM245 38V37H244ZM254 38V37H253ZM6 39H8V38H6ZM33 39V38H32ZM40 39V38H39ZM41 39H42V37H41ZM77 39V38H76ZM114 39V38H113ZM117 39V38H116ZM174 39V38H173ZM173 39H171V40H173ZM188 39V38H187ZM190 39V38H189ZM216 39V38H215ZM237 39V38H236ZM242 39H243V37H242ZM242 39H241V41H242ZM3 40V39H2ZM8 40H10V39H8ZM44 40V39H43ZM57 40V39H56ZM65 40V39H64ZM169 40V39H168ZM167 40V41H168ZM181 40V39H180ZM182 40H183V38H182ZM192 40V39H191ZM197 41H199L200 42V40H198V39H196ZM196 40H195V43H196ZM203 40V39H202ZM201 40V42H206L205 40L204 41H202ZM214 40V39H213ZM217 40V39H216ZM219 40V39H218ZM229 40V39H228ZM238 40V39H237ZM237 40H234V41H237ZM244 40V39H243ZM3 41H5V40H3ZM2 41V42H3ZM11 41V40H10ZM24 41V40H23ZM23 41H22V43H23ZM40 41V40H39ZM46 41V40H45ZM61 41V40H60ZM70 41V40H69ZM117 41V40H116ZM187 41V40H186ZM185 41V42H186ZM215 41V40H214ZM246 41V40H245ZM252 41V40H251ZM2 42H1V44H2ZM44 42V41H43ZM48 42H49V40H48ZM65 42V41H64ZM113 42H114V40H113ZM178 42V41H177ZM209 42V41H208ZM219 42V41H218ZM232 41H230V43H231ZM244 42V41H243ZM242 42V43H243ZM248 42H250V40L248 41ZM247 42V43H248ZM4 43V42H3ZM37 43H38V41H37ZM58 43H60V42H58ZM67 43V42H66ZM108 43V42H107ZM112 43V42H111ZM176 43V42H175ZM179 43V42H178ZM193 43H194V38H193ZM202 43V44H203ZM210 43H211V41H210ZM209 43V44H210ZM213 43V42H212ZM228 43H229V41H228ZM233 43V42H232ZM246 43V42H245ZM8 44V43H7ZM6 44V45H7ZM44 44V43H43ZM61 44V43H60ZM64 44V43H63ZM63 44H62V46H63ZM172 44V43H171ZM186 44V43H185ZM192 44V43H191ZM201 44V43H200ZM205 44V43H204ZM207 44V43H206ZM221 44H222V46L224 47V45H223V42H221ZM239 44H241V43H239ZM249 44L250 43H248V46H249ZM3 45V44H2ZM10 45V44H9ZM23 45V44H22ZM28 46H27V52H31L30 53V55L31 54H33L34 52L33 51H36L37 49H36V43H34V42H32V43H30V44H27ZM45 45V44H44ZM106 45H108V44H106ZM110 45V44H109ZM115 45V44H114ZM117 45V44H116ZM188 45V41H187V44H186V46ZM197 45H199V44H197ZM211 45V44H210ZM214 45H217L216 44V42L214 43ZM234 45H236V43H234ZM253 45V44H252ZM38 46V45H37ZM43 46V45H42ZM46 46H49L48 44L46 45ZM51 46V45H50ZM49 46V47H50ZM53 46V45H52ZM71 45L70 44H66V47H70ZM121 46V45H120ZM173 46V45H172ZM171 46V47H172ZM185 46V47H186ZM196 46V45H195ZM201 46V45H200ZM205 46V45H204ZM217 46H219V45H217ZM217 46H214V47H212V48H210L209 47V49L211 50V49H218V48H216ZM221 46V47H222ZM227 46V45H226ZM238 46V45H237ZM237 46H236V48H237ZM246 46H247V44H246ZM40 47V46H39ZM108 47V46H107ZM119 47V46H118ZM167 47V48H166ZM170 47V48H171ZM202 47H203V45H202ZM228 47V46H227ZM5 48V47H4ZM12 48H13V45H12ZM18 48V47H17ZM42 48V47H41ZM44 48V47H43ZM113 48V47H112ZM184 48V47H183ZM191 48V47H190ZM190 48H188V49H190ZM199 49H200V47H198ZM225 48V47H224ZM2 49V48H1ZM15 49V48H14ZM20 49H21V47H20ZM48 49V48H47ZM55 49V48H54ZM62 49V48H61ZM106 49V48H105ZM116 49V48H115ZM187 49V48H186ZM197 49V48H196ZM221 49V48H220ZM219 49V50H220ZM226 49V48H225ZM239 49V48H238ZM241 49V48H240ZM9 50H12V49H10L9 48ZM50 49H48V51H49ZM107 50H108V48H107ZM135 50V51H136ZM139 50V49H138ZM193 50V49H192ZM191 50V51H192ZM202 50H203V48H202ZM207 50H208V48H207ZM215 50V51H216ZM222 50V49H221ZM227 50V49H226ZM225 50V51H226ZM242 50H245V51H247L245 48H242ZM241 50V51H242ZM250 50H252V48L250 49ZM5 51H6V49H5ZM22 51V50H21ZM23 51H24V48H23ZM26 51V50H25ZM47 51V50H46ZM92 51V50H91ZM120 51H121V49H120ZM120 51H118V52H120ZM187 51V50H186ZM196 51V50H195ZM204 52L206 51V48H205V50H203ZM213 51V50H212ZM215 51H213V52H215ZM230 51V50H229ZM253 51V50H252ZM3 53H4V49H3V51H2ZM1 52V53H2ZM8 52V51H7ZM11 52H13V50L11 51ZM10 52V53H11ZM20 52V51H19ZM33 52V53H32ZM39 52V51H38ZM38 52H37V54L36 55H38ZM51 52V51H50ZM94 52V51H93ZM100 52V51H99ZM129 52H131V54L129 53ZM172 52V51H171ZM174 52V51H173ZM172 52V53H173ZM197 52H199L200 53V51L197 49V51H196V53ZM202 52V51H201ZM210 52V51H209ZM219 52V54H220V51H218ZM235 52V51H234ZM239 53H240V51H238ZM251 52V51H250ZM254 52V51H253ZM0 53V54H1ZM14 53V52H13ZM40 53V52H39ZM41 53H43V51L41 52ZM96 53V52H95ZM102 53H104L103 51H102ZM139 53V52H138ZM171 53V54H172ZM188 53V52H187ZM192 53V52H191ZM191 53L189 54V55H191ZM193 53H194V50H193ZM205 53H208V52H205ZM204 53V54H205ZM223 53V52H222ZM225 53H227V52H225ZM229 53V52H228ZM238 53V54H239ZM244 53V52H243ZM24 54V53H23ZM23 54H21V53H19V54H16V56L18 57V59L20 58H23L24 56H23ZM28 54V53H27ZM35 54V53H34ZM45 54V53H44ZM43 54V55H44ZM62 54V53H61ZM120 54V55H119ZM135 53H133V55H134ZM236 54H237V52H236ZM245 54V53H244ZM246 54H249V51L246 53ZM253 54V53H252ZM252 54H251V57L250 58H252V57H254V56H252ZM255 54H258V52L256 53V50H255ZM5 55V54H4ZM8 55V54H7ZM12 55V54H11ZM26 55V54H25ZM54 55V54H53ZM67 55V54H66ZM69 55V54H68ZM170 55V54H169ZM196 55V54H195ZM198 55V54H197ZM203 55V53H201V56ZM208 55V54H207ZM207 55L205 56V57H207ZM212 55H213V53H212ZM212 55H211V57H212ZM217 55V54H216ZM223 55V54H222ZM250 55V54H249ZM259 55V54H258ZM258 55H257V58L255 57V59L257 60V59H259L258 58ZM261 56H262V54H260ZM13 56V55H12ZM11 56V57H12ZM27 56V55H26ZM34 56V55H33ZM47 56V55H46ZM45 56V57H46ZM49 56V55H48ZM77 56V55H76ZM135 56V55H134ZM172 56V55H171ZM170 56V57H171ZM192 56V55H191ZM199 56V55H198ZM201 56H200V59H201ZM209 56V58H211L210 57V55H208ZM218 56V55H217ZM216 56V57H217ZM239 56H242V54L241 55H239ZM1 57V56H0ZM2 57H4V56H2ZM15 57V56H14ZM14 57H13V59H14ZM27 57H29V56H27ZM39 57V55L37 56V58ZM43 57V56H42ZM57 57H59V56H57ZM60 57H62V56H60ZM59 57V58H60ZM69 57V56H68ZM137 57H138V54H137ZM194 57V55L192 56V58ZM214 57V56H213ZM246 57V56H245ZM260 57V56H259ZM8 57H6V59H7ZM31 58H32V56L30 57V60H31ZM36 58V57H35ZM41 58V57H40ZM66 58V57H65ZM87 58V57H86ZM85 58V59H86ZM93 58V57H92ZM94 58H95V56H94ZM93 58V59H94ZM97 58V57H96ZM177 58V55L175 56V59ZM191 58V57H190ZM195 58V57H194ZM194 58H193V60H194ZM221 58H222V56H221ZM262 58V57H261ZM260 58V59H261ZM1 59V58H0ZM13 59H12V61H13ZM29 59V58H28ZM48 59H49V57H48ZM47 59V60H48ZM170 59V58H169ZM172 59V58H171ZM174 59V58H173ZM172 59V60H173ZM178 59H180V58H178ZM200 59H198V60H200ZM203 59V58H202ZM216 59V58H215ZM220 59V57L218 58V60ZM223 59H224V57H223ZM222 59V60H223ZM241 59H243V58H241ZM263 59V58H262ZM3 60V59H2ZM27 60V59H26ZM34 60V57H33V59H32V61ZM36 60V59H35ZM42 60V59H41ZM44 60V59H43ZM56 60H58V59H56ZM63 60H66V59H62V61ZM189 61H191L192 62V60L191 59H188ZM221 60V59H220ZM220 60H219V62H218V64L220 63ZM231 60V59H230ZM229 60V61H230ZM247 60V59H246ZM254 59H252L251 60V62L253 61ZM255 60V61H256ZM12 61H11V63H12ZM15 61H17V60H15ZM21 61V60H20ZM23 61V60H22ZM31 61V62H32ZM55 61V60H54ZM73 61V60H72ZM77 61V60H76ZM93 61V60H92ZM142 61V60H141ZM140 61V62H141ZM178 61V60H177ZM189 61H188V63H189ZM197 60L195 59V63H197L196 62ZM201 61V60H200ZM199 61V62H200ZM210 61H212V59L210 60ZM215 61H217V59L215 60ZM228 61V60H227ZM228 61V62H229ZM261 61V60H260ZM262 61H264V60H262ZM261 61V62H262ZM30 62V61H29ZM53 62V61H52ZM58 62V61H57ZM70 62V61H69ZM99 62V63H100ZM136 62H137V60H136ZM181 62V61H180ZM187 62V61H186ZM207 62V61H206ZM205 61H204V63H206ZM208 62H209V60H208ZM207 62V63H208ZM222 62V61H221ZM224 62V61H223ZM225 62H226V60H225ZM225 62L222 64V65H224L225 64ZM228 62L226 63V64H228ZM239 62V61H238ZM240 62H242V61H240ZM246 62V61H245ZM257 62V61H256ZM255 62V63H256ZM260 62V63H261ZM22 63V62H21ZM35 63V62H34ZM37 63V62H36ZM39 63V62H38ZM51 63V62H50ZM50 63H49V65H50ZM54 63V62H53ZM77 63V62H76ZM80 63V62H79ZM79 63H77V64H79ZM85 63H86V61H85ZM89 63V62H88ZM94 63V62H93ZM98 63V62H97ZM98 63V64H99ZM115 63V62H114ZM183 63H185V62H183ZM182 63V64H183ZM187 63V64H188ZM194 63V62H193ZM203 63V64H204ZM244 63V62H243ZM248 63V62H247ZM259 63V62H258ZM263 63V62H262ZM261 63V64H262ZM17 64V63H16ZM20 64V63H19ZM69 64V63H68ZM83 64H84V62H83ZM113 64V63H112ZM138 64V63H137ZM186 64V63H185ZM192 64V63H191ZM199 64V63H198ZM201 64V63H200ZM211 64V63H210ZM221 64V63H220ZM239 64H242V63H239ZM250 64V61H249V63L248 64H246V65H249ZM252 64H253V62H252ZM257 64V63H256ZM264 64V63H263ZM15 65V64H14ZM46 65V64H45ZM81 64H79V66H80ZM94 65V64H93ZM103 65H104V63H103ZM145 65V64H144ZM189 65V64H188ZM209 65V64H208ZM213 65V64H212ZM214 65H216V64H214ZM221 65V66H222ZM229 65V64H228ZM244 64H242V66H243ZM245 65V66H246ZM255 65V64H254ZM65 66V65H64ZM96 66V65H95ZM102 66V65H101ZM105 66H107V65H105ZM105 66H104V68H105ZM118 66V65H117ZM146 66V65H145ZM191 66V65H190ZM193 66H194V64L192 65V70H193ZM198 66H200V65H198ZM220 65H218V67H219ZM242 66H240V67H242ZM244 66V67H245ZM259 66H260V64L258 65V69H260L259 68ZM264 65H262L261 67H263ZM9 67H11V66H9ZM77 67H78V65H77ZM83 67V66H82ZM88 67H89V65H88ZM113 67H114V65H113ZM133 67V66H132ZM176 67H178L177 65H176ZM185 67V66H184ZM186 67H187V65H186ZM196 67H197V65H196ZM203 67V66H202ZM201 67V68H202ZM205 67V66H204ZM203 67V68H204ZM207 67V66H206ZM216 67V66H215ZM222 67H224V66H222ZM227 67V66H226ZM226 67H225V70H226ZM239 66H237V68H238ZM254 67V66H253ZM14 68V67H13ZM15 68H17L16 66H15ZM14 68V69H15ZM49 68V67H48ZM51 68V67H50ZM66 68V67H65ZM65 68H64V70H65ZM68 68H69V65H68ZM90 68H91V65H90ZM94 68V67H93ZM110 68H111V65H110ZM115 68H116V66H115ZM127 68H129V70L127 69ZM190 68V67H189ZM201 68H200V71H201ZM212 68H213V66H212ZM221 68V67H220ZM251 67H249V69H250ZM10 69V68H9ZM8 69V70H9ZM18 69H19V66H18ZM23 69V68H22ZM67 69V68H66ZM89 69V68H88ZM106 69V68H105ZM104 69V70H105ZM199 69V68H198ZM208 69H209V67H208ZM207 68H206V70H208ZM214 69V68H213ZM216 69H218V68H216ZM222 69H224V68H222ZM240 69H242V68H240ZM240 69H238V71H240ZM245 69V68H244ZM253 69V68H252ZM252 69H251V72H252ZM255 69V68H254ZM16 70V69H15ZM21 70V69H20ZM52 71H54V72H56V78H60V79H62L63 78V76H62V78H61V75H62V73H64L63 72V70H62V67H60V64H58V63H54L53 64V66H52V69H51ZM78 70V69H77ZM82 70V69H81ZM100 70H102V69H100ZM107 70H108V68H107ZM113 70V69H112ZM111 70V71H112ZM119 70V69H118ZM122 70V69H121ZM144 70H146V69H144ZM178 70V69H177ZM188 70V69H187ZM227 70H228V68H227ZM227 70H226V72H227ZM246 70V69H245ZM263 70V69H262ZM258 71V73L260 72V74H261V72H263V71ZM11 71V70H10ZM23 71V70H22ZM47 71V70H46ZM92 71V70H91ZM96 71L98 72V69L96 68ZM103 71V70H102ZM133 71H135V70H133ZM147 71V70H146ZM195 71H197V69L195 70ZM212 71V70H211ZM210 71V72H211ZM220 71H221V69H220ZM86 72V71H85ZM93 72H95V71H93ZM107 71H105V75L108 73H106ZM110 72V71H109ZM117 72H119V71H117ZM137 72V71H136ZM192 72V71H191ZM198 72V71H197ZM196 72V73H197ZM204 72H206V71H203V73ZM235 72V71H234ZM241 72H243V71H241ZM239 73L238 72V74H245V73ZM245 72V71H244ZM250 72V71H249ZM253 72H256V71H254L253 70ZM10 73V72H9ZM11 73H13V70H12V72ZM28 73V72H27ZM45 73V72H44ZM47 73V72H46ZM52 73V72H51ZM88 73H89V71H88ZM100 73V72H99ZM104 73V72H103ZM114 73V72H113ZM120 73V72H119ZM133 73V72H132ZM145 73H147V72H145ZM144 73V74H145ZM176 73V72H175ZM178 73V72H177ZM194 73V72H193ZM196 73H194V74H196ZM213 73V72H212ZM257 73V72H256ZM20 74V73H19ZM21 74H22V72H21ZM20 74V75H21ZM49 74V73H48ZM92 74V73H91ZM90 74V75H91ZM96 74V73H95ZM136 74V73H135ZM199 74H202V72H199ZM199 74H197L196 76H198ZM207 74V73H206ZM210 74V73H209ZM246 74H248V72H246ZM259 74V76H261ZM15 75H16V73H15ZM31 75V74H30ZM52 75V74H51ZM76 75V74H75ZM74 75V76H75ZM78 75V74H77ZM88 75V74H87ZM87 75H85V76H87ZM89 75V76H90ZM97 75V74H96ZM100 75V74H99ZM102 75V74H101ZM108 75V74H107ZM110 75V74H109ZM116 75V74H115ZM118 75V74H117ZM119 75H121V74H119ZM138 75V74H137ZM141 75V74H140ZM183 75V74H182ZM204 75V74H203ZM212 74H210V76H211ZM264 75V73L262 74V76ZM22 76H26L27 77V75H22ZM54 76V75H53ZM73 76V77H74ZM148 76V75H147ZM151 76V75H150ZM176 76V75H175ZM186 76H189V75H186ZM192 76H193V74H192ZM191 76V74H190V77H192ZM204 76H206V75H204ZM207 76H208V74H207ZM226 76V75H225ZM241 75H239V78H243V76L244 75H242V77H240ZM247 76V75H246ZM12 77V76H11ZM17 77V76H16ZM19 77V76H18ZM25 77V78H26ZM29 77V76H28ZM32 77V76H31ZM77 77V76H76ZM88 77V76H87ZM99 76L97 75V80H99V78H98ZM101 77V76H100ZM108 77V76H107ZM106 77V78H107ZM116 77V76H115ZM172 77V76H171ZM182 77V76H181ZM189 77V78H190ZM194 77V76H193ZM199 77V76H198ZM202 77V76H201ZM200 77V78H201ZM237 77V76H236ZM264 77V76H263ZM4 78V77H3ZM10 78V77H9ZM19 78H21V76L19 77ZM39 78V77H38ZM68 78V77H67ZM81 78V77H80ZM85 78V77H84ZM93 78V77H92ZM110 78H112V77H110ZM120 77H118V79H119ZM123 78V77H122ZM144 78H146V77H144ZM186 78H188V77H186ZM238 78V79H239ZM257 78H258V76H257ZM2 79V78H1ZM28 79V78H27ZM34 79V78H33ZM76 79V78H75ZM91 79V78H90ZM94 79H95V77H94ZM101 79V78H100ZM108 80H109V78H107ZM121 79V78H120ZM128 79H126L125 81H127ZM136 79V78H135ZM150 79V78H149ZM178 79V78H177ZM195 79V78H194ZM234 79V78H233ZM260 79V78H259ZM6 80V79H5ZM23 80H25V79H23ZM64 80V79H63ZM88 80V79H87ZM92 81H93V79H91ZM130 80V79H129ZM128 80V81H129ZM142 80H144V79H142ZM188 80V79H187ZM189 80H191V79H189ZM195 80H197V79H195ZM198 80H200V79H198ZM243 80V84L241 83V85H242V88H244L245 89V95H246V93L248 94V95H250V96H252V97H255V98H258V97H261V99H262V95H261V92H260V88H261V86H259V84H258V82H257V84H258V86L260 87H258L257 85H256V81H259V80H257L256 79V75L254 76V75H252V73H251V76H248V77H246V78H244V79H242ZM261 80H262V78H261ZM260 80V81H261ZM17 81V80H16ZM74 81H76V80H74ZM79 81H80V79H79ZM84 81V80H83ZM104 81V80H103ZM105 81H106V79H105ZM113 81V83H114V80H112ZM111 81V82H112ZM118 81H121V82H124V81H122V80H118ZM117 81V82H118ZM135 81V80H134ZM133 81V82H134ZM137 81V80H136ZM138 81H139V79H138ZM141 81V80H140ZM145 81V80H144ZM151 81V82H152ZM201 81V84H203L202 83V81L203 80H200ZM199 81V82H200ZM236 81V80H235ZM235 81H233V82H235ZM259 81V82H260ZM24 82V81H23ZM96 82V81H95ZM110 82V81H109ZM131 82V81H130ZM146 82H147V79H146ZM152 82V83H153ZM191 83L193 82V83H195L194 81H193V78H192V81H190ZM237 82H239L238 80H237ZM236 82V83H237ZM14 83V82H13ZM86 83V82H85ZM85 83L83 84V85H85ZM127 83V82H126ZM132 83V82H131ZM140 83V82H139ZM178 83V82H177ZM188 83V82H187ZM262 83H263V81H262ZM0 84H2V83H0ZM4 84V83H3ZM57 84V83H56ZM67 84H69L68 82H67ZM78 84V83H77ZM90 84V83H89ZM93 84H94V82H93ZM97 84V83H96ZM102 84V83H101ZM105 84H106V82H105ZM108 84V83H107ZM107 84L105 85V86H107ZM117 84V83H116ZM115 84V85H116ZM119 84V83H118ZM144 84H145V82H144ZM149 84H151V83H149ZM182 84V83H181ZM180 84V85H181ZM14 85V84H13ZM19 85H21V84H19ZM18 85V86H19ZM51 85V84H50ZM71 85V84H70ZM86 85H88V84H86ZM92 85V84H91ZM102 85H104V83L102 84ZM128 85V84H127ZM135 85V84H134ZM134 85H132V88H133V86ZM137 85H138V83H137ZM142 85V84H141ZM146 85H148L147 83H146ZM173 85V86H172ZM175 85H177V84H175ZM194 85H196V84H194ZM206 85V84H205ZM205 85H203L204 87H205ZM231 85H232V83H231ZM230 85V93L231 94H233V96L234 95H236L238 92H239V90H238V87L239 86H237L236 87V85L234 84V85H232L231 86ZM239 85V84H238ZM264 85V84H263ZM66 86V85H65ZM123 86V85H122ZM139 86H140V84H139ZM144 86V85H143ZM150 86V85H149ZM198 86L199 87H202V85L200 86L199 84H198ZM5 87H6V84H5ZM114 87V86H113ZM136 87V86H135ZM146 87V86H145ZM204 87H203V90H204ZM229 87V86H228ZM241 87V86H240ZM239 87V88H240ZM4 88V87H3ZM8 88V87H7ZM52 89H54L53 87H51ZM58 88V87H57ZM61 88V87H60ZM60 88H58V89H60ZM65 88V87H64ZM68 88V87H67ZM96 88V87H95ZM98 88V87H97ZM131 88V89H132ZM139 88V87H138ZM137 88V89H138ZM155 88H157V87H155ZM161 88H163V86L161 87ZM262 88H264V87H262ZM62 89H63V86H62ZM87 89V88H86ZM105 89H107V88H105ZM110 89V88H109ZM119 89V88H118ZM122 89H124L123 87H122ZM146 89H148V86H147V88ZM151 89H152V87H151ZM154 89V88H153ZM160 88H158V90H159ZM56 90V89H55ZM61 90V89H60ZM95 90H97V89H95ZM94 90V91H95ZM101 90V89H100ZM111 91H112V89H110ZM129 90H130V87H129ZM128 90V91H129ZM157 90V91H158ZM164 90H166V89H164ZM163 90V91H164ZM201 93L203 92L202 91V89L200 90V88L198 89ZM214 90V89H213ZM215 90H217V89H215ZM218 90H219V88H218ZM264 89H262V92H264L263 91ZM1 91V90H0ZM49 91V90H48ZM56 91H58V90H56ZM63 91V90H62ZM106 91V90H105ZM104 91V92H105ZM108 91V90H107ZM121 91V90H120ZM127 91V92H128ZM131 91V90H130ZM129 91V92H130ZM140 91V90H139ZM141 91H142V89H141ZM147 91V90H146ZM149 91H150V89H149ZM156 91V92H157ZM162 91V90H161ZM188 91V90H187ZM191 91V90H190ZM198 91V92H199ZM242 91H243V89H242ZM69 92V91H68ZM81 92V91H80ZM96 92V94H97V91H95ZM119 92V91H118ZM133 92V91H132ZM138 92V91H137ZM143 92V91H142ZM148 92V91H147ZM167 92V91H166ZM219 92V91H218ZM53 93V92H52ZM92 94L94 93V92H91ZM126 93V92H125ZM124 93V94H125ZM134 94H135V92H133ZM140 93V92H139ZM154 93V92H153ZM159 93V92H158ZM192 93H194V92H192ZM227 93V92H226ZM225 93V94H226ZM228 93H229V91H228ZM227 93V94H228ZM229 93V94H230ZM243 93V92H242ZM54 94V93H53ZM66 94V93H65ZM91 94V95H92ZM102 94V93H101ZM100 94V95H101ZM106 94V93H105ZM108 94H110V93H107V96H108ZM123 94V95H124ZM130 94V93H129ZM138 93H136V95H137ZM177 94V93H176ZM175 94V95H176ZM180 94H181V92H180ZM189 94V93H188ZM212 94V93H211ZM213 94H215V93H213ZM219 94V93H218ZM221 94V93H220ZM226 94V95H227ZM239 94V93H238ZM237 94V95H238ZM90 95V96H91ZM94 95H95V93H94ZM130 95H132V93L130 94ZM149 95H150V92H149ZM160 95V94H159ZM164 95V94H163ZM169 96H170V93L168 94ZM167 95V96H168ZM174 94H172L171 96H173ZM186 95V93H184V96ZM190 96H191V94H189ZM199 95V94H198ZM201 95H203V94H201ZM208 95H210V94H208ZM236 95V96H237ZM50 96H51V93H50ZM68 96V95H67ZM72 96V95H71ZM90 96H88V98L90 97ZM106 96V97H107ZM133 96V95H132ZM147 96V95H146ZM152 96H153V94H152ZM152 96H151V98H152ZM155 96V95H154ZM166 96V95H165ZM178 96H179V94H178ZM183 96V97H184ZM230 96V95H229ZM239 96V95H238ZM264 96V95H263ZM64 97V96H63ZM92 97V96H91ZM99 97V96H98ZM100 97H102V96H100ZM111 97V96H110ZM113 97V96H112ZM139 97V96H138ZM145 97V96H144ZM156 97H157V95H156ZM159 97V96H158ZM157 97V100L158 99H160L161 97H163V96H160V98H158ZM187 97V96H186ZM203 97V96H202ZM212 97V96H211ZM216 97V96H215ZM219 97V96H218ZM228 97V96H227ZM244 97H246V96H244ZM68 98V97H67ZM94 98H95V96H94ZM104 98V97H103ZM114 98V97H113ZM137 98V97H136ZM148 98V97H147ZM165 98V97H164ZM175 98H176V96H175ZM191 98V97H190ZM197 98V97H196ZM199 98V97H198ZM204 98V97H203ZM214 98V97H213ZM212 98V99H213ZM226 98V97H225ZM230 98V97H229ZM228 98V99H229ZM243 98V97H242ZM247 98V97H246ZM254 98V99H255ZM7 99V98H6ZM41 99V98H40ZM57 99V98H56ZM60 99V98H59ZM63 99V98H62ZM70 99V98H69ZM93 99V98H92ZM107 99H108V97H107ZM111 99V98H110ZM109 99V100H110ZM153 99H154V97H153ZM156 99V98H155ZM163 99V98H162ZM166 99H168V97L166 98ZM173 99H174V96H173ZM179 100H180V98H178ZM177 99V100H178ZM181 99H182V97H181ZM236 99V98H235ZM245 99V98H244ZM252 99V98H251ZM253 99V101L255 102L256 100H254ZM261 99H259V100H261ZM263 99H264V97H263ZM99 100V99H98ZM103 100V99H102ZM105 100H106V98H105ZM113 100V99H112ZM139 100V99H138ZM144 100V99H143ZM161 100V99H160ZM159 100V101H160ZM170 100V99H169ZM178 100V101H179ZM199 100V99H198ZM202 100H204V99H202L201 98V96H200V100H199V102L200 101H202ZM217 100H218V98H217ZM220 101V103H222L221 102V98L219 99ZM223 100H224V98H223ZM258 100V102L257 103H259L260 101ZM5 101V100H4ZM59 101V100H58ZM60 101H62L61 99H60ZM90 101V100H89ZM128 101H130V100H128ZM142 101V100H141ZM148 101H150V100H148L147 99V102ZM171 101V100H170ZM173 101V100H172ZM185 101H186V99H185ZM184 101V102H185ZM188 101H189V99H188ZM191 101V100H190ZM189 101V102H190ZM242 101V100H241ZM247 101V100H246ZM252 101V102H253ZM262 101V100H261ZM6 102V101H5ZM95 102H96V100H95ZM94 102V103H95ZM106 102V101H105ZM133 102V101H132ZM143 102V101H142ZM141 102V103H142ZM145 102H146V97H145ZM156 102V101H155ZM181 102H182V100H181ZM183 102V103H184ZM217 102V101H216ZM252 102H251V104H252ZM4 103V102H3ZM7 103H9V102H7ZM62 103V102H61ZM104 103V102H103ZM110 104H111V102H109ZM108 103V104H109ZM115 103H116V101H115ZM114 103V104H115ZM153 103H154V100H153ZM152 103V104H153ZM188 103V102H187ZM201 103H203V102H201ZM201 103H199V105L201 104ZM204 103H206V101L204 102ZM204 103L202 104V105H204ZM212 103V102H211ZM213 103H214V100H213ZM218 103V102H217ZM219 103V104H220ZM224 103V102H223ZM239 103V102H238ZM248 103V102H247ZM263 103L264 102H262V105H263ZM10 104V103H9ZM14 104V103H13ZM18 104V103H17ZM65 104V103H64ZM91 104V103H90ZM96 104H98V103H96ZM102 104V103H101ZM117 104H118V102H117ZM144 104V103H143ZM148 104H149V102H148ZM151 104V103H150ZM149 104V105H150ZM177 104H178V102H177ZM185 104H186V102H185ZM189 104V103H188ZM239 104H241V103H239ZM238 104V105H239ZM244 104V103H243ZM250 104V105H251ZM260 105H261V103H259ZM2 105V104H1ZM5 105V104H4ZM4 105H3V108H4ZM12 105V104H11ZM10 105V106H11ZM62 105V104H61ZM106 105H107V103H106ZM112 105H113V103H112ZM140 105V104H139ZM145 105V104H144ZM175 105V104H174ZM249 105V104H248ZM253 105V104H252ZM255 105H256V103H255ZM258 105V104H257ZM9 106V105H8ZM15 106H16V104H15ZM20 106V105H19ZM102 106V105H101ZM100 106V107H101ZM151 106V105H150ZM182 107H183V105H181ZM185 106H187V105H185ZM191 106V105H190ZM195 106H196V104H195ZM208 106V105H207ZM221 106V105H220ZM219 106V107H220ZM247 106V105H246ZM259 106V105H258ZM65 107H66V105H65ZM68 107V106H67ZM104 107V106H103ZM115 108H116V106H114ZM142 107V106H141ZM175 107H177V106H175ZM199 107H201V106H199ZM206 107V106H205ZM204 107V108H205ZM8 107H6V109H7ZM11 108V107H10ZM10 108H9V110H10ZM72 108V107H71ZM106 108V107H105ZM192 108H193V105H192ZM192 108H190V110L192 109ZM196 108V107H195ZM198 108V107H197ZM217 108H218V105H217ZM18 109H20V107L18 108ZM57 109V108H56ZM63 109V108H62ZM67 109V108H66ZM82 109V108H81ZM84 109V108H83ZM92 109H94V111H95V108H92ZM101 109V108H100ZM208 109V108H207ZM2 110V109H1ZM59 110V109H58ZM158 110V109H157ZM157 110H156V113H157ZM160 110H161V108H160ZM171 110V109H170ZM173 110V109H172ZM194 110V109H193ZM199 110H203L202 108L200 109H198L197 111H199ZM206 110V109H205ZM19 111H21V110H19ZM75 111V110H74ZM83 111V110H82ZM100 111H102V109L100 110ZM192 111V110H191ZM3 112H4V110H3ZM25 112V111H24ZM24 112L22 113V111H21V115H19L20 116V118H21V116H22V114L24 115ZM71 112V111H70ZM84 112V111H83ZM89 112V111H88ZM160 112H162V111H160ZM159 112V113H160ZM169 112V111H168ZM172 112V111H171ZM7 113V112H6ZM5 113V114H6ZM11 113V112H10ZM151 112H149V114H150ZM152 113H153V111H152ZM155 113V112H154ZM154 113L153 114H151V115H154ZM155 113V114H156ZM170 113V112H169ZM198 113V112H197ZM199 113H200V111H199ZM204 112H202L201 111V114H199V116L197 117V119H200L201 121L200 122H202L203 124L205 123L204 121H205V117H204V119L201 117V115H203L204 116V114H203ZM0 114H1V112H0ZM17 114V113H16ZM19 114H20V112H19ZM26 114V113H25ZM59 114V113H58ZM63 114V113H62ZM73 114V113H72ZM84 114H86L85 112H84ZM174 114V113H173ZM172 114V115H173ZM12 115V114H11ZM10 115V116H11ZM60 115V114H59ZM64 115H65V117L66 116H68V115H66V113L64 112ZM71 115V114H70ZM75 115V114H74ZM148 115V114H147ZM157 115H158V113H157ZM162 115H163V112H162ZM168 115V114H167ZM172 115H171V117H172ZM192 115H193V113H192ZM191 115V116H192ZM198 115V114H197ZM205 115H207V114H205ZM210 115V114H209ZM208 115V116H209ZM18 116V115H17ZM25 116V115H24ZM61 116V115H60ZM63 116V115H62ZM73 116V115H72ZM155 116V115H154ZM153 116V117H154ZM160 116V115H159ZM158 116V117H159ZM252 116H254V115H252ZM9 117V116H8ZM15 117V116H14ZM150 117V116H149ZM148 116H147V118H149ZM152 117V116H151ZM150 117V118H151ZM161 117H164V116H161ZM160 117V118H161ZM251 117V116H250ZM255 117V116H254ZM16 118V117H15ZM62 118V117H61ZM70 118V117H69ZM69 118H67V119H69ZM202 118V119H201ZM209 118V117H208ZM256 118H257V116H256ZM2 119H4V116H3V118ZM9 119H10V117H9ZM19 119V118H18ZM67 119H64V120H67ZM153 119V118H152ZM155 119V118H154ZM158 119V118H157ZM156 119V120H157ZM166 119H167V116H166ZM165 119V120H166ZM1 120V119H0ZM17 120V119H16ZM74 120V119H73ZM168 120V119H167ZM204 120V121H203ZM209 120H210V118H209ZM252 121L254 120V119H251ZM11 121V120H10ZM13 121V120H12ZM72 121V120H71ZM150 121H151V119H150ZM149 120H148V122H150ZM154 121V120H153ZM158 121H159V119H158ZM163 121V120H162ZM189 121V120H188ZM187 121V122H188ZM207 121V120H206ZM221 121V120H220ZM251 121V122H252ZM18 122V121H17ZM66 122V121H65ZM70 122V121H69ZM152 122V121H151ZM155 122V121H154ZM190 122V121H189ZM188 122V123H189ZM208 122V121H207ZM206 122V123H207ZM211 122V121H210ZM7 123V122H6ZM11 123V122H10ZM15 124H16V121L14 122ZM57 123V122H56ZM158 123V122H157ZM167 123V122H166ZM188 123H185V124H188ZM191 123V122H190ZM189 123V124H190ZM225 123V122H224ZM7 124H9V122L7 123ZM7 124H6V126H7ZM65 124H68L67 122L65 123ZM148 125H149V123H147ZM158 124H160V123H158ZM172 124H173V122H172ZM188 124V125H189ZM202 124V125H203ZM208 124V123H207ZM207 124H204V125H207ZM218 124V123H217ZM71 125V124H70ZM153 125H155V123L153 124ZM161 125H163V124H161ZM161 125H160V127H161ZM164 125H166V124H164ZM163 125V126H164ZM170 125V124H169ZM168 125V126H169ZM174 125V124H173ZM176 125V124H175ZM178 125V124H177ZM192 125V124H191ZM200 126H201V124H199ZM208 125H210V124H208ZM222 125V124H221ZM1 126V125H0ZM144 126H146V124L144 125ZM151 128L153 127L152 125H151V123H150V125H149ZM149 126H147V127H149ZM158 125H156V127H157ZM167 126V125H166ZM171 126V125H170ZM168 127L167 129H169V128H171V127ZM190 126V125H189ZM220 126V125H219ZM5 127V126H4ZM3 127V128H4ZM146 127V128H147ZM156 127H155V130H156ZM160 127H159V129H160ZM174 127H176V126H174ZM171 128V129H175V128ZM178 127V126H177ZM176 127V128H177ZM180 127V126H179ZM185 127H187V125L186 126H184L183 128L186 130V128ZM192 127V126H191ZM198 127V126H197ZM203 127V126H202ZM201 127V128H202ZM222 127H225V126H222ZM228 127V126H227ZM6 128V127H5ZM107 128H109V127H106V129ZM158 128V127H157ZM165 129H166V127H164ZM182 128V127H181ZM180 128V129H181ZM195 128V127H194ZM193 128V129H194ZM199 128V127H198ZM204 128V127H203ZM206 128H208L207 126H206ZM217 128V127H216ZM216 128H214L215 130H216ZM220 128V127H219ZM110 129V128H109ZM171 129H169V130H171ZM192 129V130H193ZM200 129V128H199ZM221 129V128H220ZM154 130V127H153V132L155 131ZM161 130V129H160ZM159 130V131H160ZM179 130V129H178ZM188 130H189V127H188ZM1 131V130H0ZM106 131V130H105ZM151 130H149V132H150ZM157 131V130H156ZM162 131V130H161ZM167 131V130H166ZM197 131V130H196ZM203 131V130H202ZM202 131H200V132H202ZM258 131V130H257ZM256 131V132H257ZM260 131H261V129H260ZM108 132V131H107ZM165 132V131H164ZM174 132L176 133V132H178L177 130L175 131L174 130ZM194 132V131H193ZM213 132H216V134H217V130L216 131H213ZM219 132V131H218ZM221 132H222V130H221ZM220 132V133H221ZM152 133V132H151ZM157 133V132H156ZM159 133V132H158ZM171 133V132H170ZM173 133V132H172ZM171 133V134H172ZM180 133H182L181 131H180ZM192 133V132H191ZM191 133H190V136H191ZM195 133V132H194ZM219 133V134H220ZM223 133V132H222ZM153 134V133H152ZM167 134H168V132H166V134L164 133L163 134V131H162V135L160 136V137H165L166 136V138H168V136H167ZM171 134H169V135H171ZM174 134V133H173ZM183 134V133H182ZM185 134H188V132L187 133H185ZM184 134V135H185ZM198 134H200V133H198ZM202 134V133H201ZM200 134V135H201ZM215 134V133H214ZM224 134V133H223ZM226 134V133H225ZM256 134H258V133H256ZM16 134H14V136H15ZM156 135V134H155ZM154 135V136H155ZM176 135V139H177V134H175ZM194 135V134H193ZM212 135V134H211ZM221 135V134H220ZM229 135V137H230V134H228ZM259 135H260V132H259ZM10 136V135H9ZM14 136L13 135H11L10 137H13L14 138ZM172 136H174V135H172ZM171 136V137H172ZM186 136V135H185ZM189 135H187L186 137H187V139L190 137H188ZM199 137L198 139H200L201 138V136H197L196 134L193 136V138L194 137ZM158 137V136H157ZM178 137H181V136H178ZM258 137H260V136H258ZM257 137V138H258ZM7 138V137H6ZM5 138V139H6ZM9 138V137H8ZM7 138V139H8ZM13 138H11V139H13ZM156 138V137H155ZM173 138V137H172ZM172 138H168L167 140H169V139H171L172 140ZM175 138H173V139H175ZM184 138V137H183ZM182 137H181V140L183 139ZM227 138V137H226ZM232 138V137H231ZM256 138V137H255ZM257 138H256V140L255 141H257ZM261 138H262V135H261ZM159 139H161V138H159ZM163 139H165V138H163ZM162 139V140H163ZM189 139H191V138H189ZM197 139V138H196ZM201 139H203L204 140V138H201ZM254 139V138H253ZM262 139H264V137L262 138ZM1 140V139H0ZM9 140V139H8ZM170 140V141H171ZM184 140H186V139H184ZM194 140H195V138H194ZM194 140L192 141L193 143H194ZM202 140V141H203ZM240 140H241V137H240ZM260 140L261 139H259L258 141L260 142ZM7 141V140H6ZM5 141V142H6ZM10 141V140H9ZM8 141V142H9ZM158 141V140H157ZM165 142H166V139L164 140ZM175 141V140H174ZM173 141V142H174ZM187 141V140H186ZM186 141H184V143L186 142ZM190 142H191V140H189ZM196 141V140H195ZM198 141H200V140H198ZM244 141H245V143L247 144V145H251V147H252V144H253V140L250 138V137H248V138H244ZM5 142H4V144H5ZM7 142V143H8ZM10 142H12V141H10ZM163 142V141H162ZM164 142V143H165ZM179 142V140L177 141V143ZM188 142V141H187ZM189 142V145L191 144ZM201 142V141H200ZM264 142V141H263ZM262 142V143H263ZM167 143H169L170 144V142H166V146L164 147L163 146V151L162 150H160V149H158V152H160V151H162V155H166V156H173L176 152H181V157L183 156L182 155V153L184 154V152H182V151H178V150H176V152H175V147H176V145L174 146V145H167ZM171 143H172V141H171ZM176 143V144H177ZM180 143V142H179ZM192 143V144H193ZM195 143H198V142H195ZM194 143V144H195ZM204 143V142H203ZM245 143H244V145H245ZM257 143V142H256ZM261 143V142H260ZM3 144V145H4ZM11 144V143H10ZM72 144V143H71ZM161 144V143H160ZM163 144V143H162ZM175 144V143H174ZM183 144V143H182ZM193 144V145H194ZM264 144V143H263ZM2 145V144H1ZM12 145V144H11ZM76 145V144H75ZM185 145H186V143H185ZM188 145V146H189ZM199 145H200V143H199ZM247 145H245V146H247ZM256 145V144H255ZM254 145V146H255ZM6 146V145H5ZM73 146V145H72ZM72 146H70V147H72ZM177 146H178V144H177ZM180 146H183V149H184V145H181V143H180ZM188 146H186V148L187 149H191V145L188 147ZM196 146H198V145H196ZM201 146H203V145H201ZM4 147V146H3ZM10 147V146H9ZM21 147V149H23L22 148V146H20ZM29 147V146H28ZM33 147V146H32ZM78 147H79V145H78ZM137 147V146H136ZM192 147H195V145L194 146H192ZM25 148V147H24ZM140 146L137 148L138 149V151H140ZM179 148H181V147H179ZM197 148V147H196ZM199 148V147H198ZM197 148V149H198ZM220 148H222V147H220ZM219 148V149H220ZM264 148V147H263ZM1 150H2V147L0 148ZM4 149H6V148H4ZM11 149V148H10ZM10 149H9V152H10ZM13 149H15V148H12V150ZM29 149V148H28ZM27 149V150H28ZM70 149V148H69ZM73 149V148H72ZM72 149H70V150H72ZM74 149H76V148H74ZM136 149V150H137ZM177 149H178V147H177ZM194 149V151L196 150L195 148H193ZM192 149V150H193ZM203 149V148H202ZM202 149L200 148V149H198L199 151H201V153H202ZM225 149V148H224ZM222 150L223 152L226 150L227 151V149H225V150ZM249 149H250V147H249ZM248 149V150H249ZM253 149H254V147H253ZM255 149H257V148H255ZM0 150V151H1ZM12 150H11V152H12ZM24 150V149H23ZM70 150H68V151H70ZM146 150V149H145ZM145 150H144V152H145ZM160 150V151H159ZM180 150V149H179ZM181 150H182V148H181ZM213 150V149H212ZM233 150V149H232ZM230 150L231 151V153H227L229 156H231L232 155V153H233V151H235V150ZM263 150V149H262ZM8 151V150H7ZM15 151H16V149H15ZM21 152H22V150H20ZM20 151H19V153L18 154H20ZM26 151V150H25ZM24 151V152H25ZM29 151V150H28ZM34 151H36V152H38L39 150H37V149H35L34 148ZM79 151V150H78ZM142 151H143V148H142ZM187 151V150H186ZM197 151V150H196ZM196 151H195V153H196ZM198 151V153H200ZM218 153H219V151L218 150H216ZM229 151V152H230ZM252 151V150H251ZM256 151V150H255ZM5 152V151H4ZM4 152H2L3 154H4ZM10 152V153H11ZM175 152V153H174ZM193 152V151H192ZM216 152V153H217ZM263 152V151H262ZM9 153V154H10ZM27 153V152H26ZM40 153V152H39ZM69 153H71V151L69 152ZM143 153V152H142ZM174 153V154H173ZM186 153V152H185ZM189 153V152H188ZM190 153H191V151H190ZM209 153H211V150L209 151ZM208 153V154H209ZM212 153H214V152H212ZM221 153V152H220ZM255 153H257V152H255ZM254 153V154H255ZM12 154V156L11 157H13V153H11ZM17 154V155H18ZM24 154V153H23ZM28 154V153H27ZM35 154V153H34ZM33 154V155H34ZM78 154H79V152H78ZM93 154H95V151L93 152ZM98 154V153H97ZM187 154V153H186ZM192 154L193 155H195L194 153H191L190 155L192 156ZM197 154V153H196ZM226 154V153H225ZM225 154H223V155H225ZM252 154H253V152H252ZM263 154V153H262ZM17 155H15V156H17ZM77 155V154H76ZM90 155H92L91 153H90ZM89 155V153L87 154V156H90ZM99 155V154H98ZM97 155V157L99 158V157H101V156H98ZM143 155V154H142ZM141 155V156H142ZM144 155H146L145 153H144ZM148 155V154H147ZM158 155V154H157ZM161 154H160V156L159 157H161L162 156ZM176 156L178 155L179 157H180V155L177 153V154H175ZM174 155V156H175ZM188 155V154H187ZM209 155H211V154H209ZM214 155V154H213ZM235 154H233V156H234ZM2 156H5V154L4 155H2ZM10 156V155H9ZM138 156H140V155H138ZM138 156H136L137 158H138ZM140 156V157H141ZM175 156V157H176ZM200 156V155H199ZM227 156V155H226ZM233 156H231L230 158H229V161H231V162H229V164L230 163H235L236 164V162H237V160H235V157L234 158H232ZM26 157V156H25ZM39 157V156H38ZM48 157V156H47ZM91 158H92V156H90ZM90 157H88L89 159H91ZM96 158V155L95 156H93V158ZM144 157V156H143ZM143 157H141L142 159H143ZM164 157V156H163ZM180 157V158H181ZM201 157V156H200ZM207 157H208V155H207ZM206 156L204 157L205 159H209V160H211V158H207ZM3 158V157H2ZM1 158V159H2ZM4 158H6V157H4ZM3 158V159H4ZM92 158V159H93ZM132 158V157H131ZM146 158L148 159L149 157H147L146 156ZM145 158V159H146ZM162 158V157H161ZM167 158H169V157H166L165 158V160L167 159ZM174 158V157H173ZM176 158H178V157H176ZM202 158H203V154H202ZM203 158V159H204ZM248 158V157H247ZM0 159V160H1ZM14 159H16V158H14ZM20 159V158H19ZM34 159V158H33ZM91 159V160H92ZM101 159V158H100ZM99 159V160H100ZM135 159V158H134ZM171 159H172V157H171ZM213 159V158H212ZM6 160V159H5ZM12 161H13V159H11ZM28 160V159H27ZM144 160V159H143ZM152 160V159H151ZM165 160L163 161V162H165ZM174 160V162H175V158L173 159ZM173 160H171V162L173 161ZM177 160H179V159H177ZM199 157H198V162H199ZM206 160V161H207ZM208 160V161H209ZM246 160V159H245ZM3 161V160H2ZM23 161V160H22ZM29 161H30V158H29ZM28 161V162H29ZM94 162H95V160H93ZM139 161V160H138ZM145 161V160H144ZM147 161V160H146ZM167 161V160H166ZM202 161V163L205 161H203V160H201ZM201 161H200V164H201ZM236 161V162H235ZM247 161V160H246ZM252 161V160H251ZM1 162V161H0ZM4 162V161H3ZM6 162H8L9 163V161H6ZM15 162V161H14ZM31 162V161H30ZM33 162V161H32ZM38 162V161H37ZM98 162H100V161H98ZM141 162H142V160H141ZM140 162V164H142L143 163V165H144V162H142L141 163ZM149 162H150V160H149ZM211 162V161H210ZM12 163V162H11ZM115 163V162H114ZM168 163H169V161H168ZM179 163V162H178ZM208 163V162H207ZM246 163V162H245ZM251 164H250V166L252 165V162H250ZM254 163V162H253ZM3 164V163H2ZM15 164V163H14ZM28 164V163H27ZM33 164V163H32ZM38 164H39V162H38ZM37 164V165H38ZM116 164V163H115ZM172 164V163H171ZM170 164V165H171ZM199 164V165H200ZM204 164V163H203ZM206 164V163H205ZM204 164V166L206 167V165ZM226 164V163H225ZM224 164V165H225ZM227 164H228V162H227ZM227 164H226V166H227ZM240 163H238V165H239ZM248 163H246V165H247ZM7 165V164H6ZM5 165V166H6ZM9 165V164H8ZM23 165V164H22ZM97 165V164H96ZM114 165V164H113ZM165 165H166V162H165ZM169 165V164H168ZM231 165V164H230ZM230 165H228V166H230ZM234 165V164H233ZM232 165V166H233ZM249 165V164H248ZM256 165V164H255ZM258 165H260V164H258ZM262 165V164H261ZM16 166H18V165H16ZM25 166V165H24ZM34 166V165H33ZM36 166V165H35ZM101 166V165H100ZM104 166V165H103ZM108 166V165H107ZM106 166V167H107ZM135 166V165H134ZM145 166V165H144ZM264 166V165H263ZM19 167H20V165H19ZM111 167H113V166H111ZM115 167V166H114ZM170 167V166H169ZM172 167L174 168V169H176L175 171H177L178 169H180V171H181V168H183V166L181 167V164H176V163H174V164H172ZM200 167H202V164H201V166ZM239 167H241V166H239ZM244 167V166H243ZM262 167V166H261ZM260 167V168H261ZM0 168H1V165H0ZM3 168V167H2ZM8 168V166L6 167V169ZM10 168L11 167H9L8 169L10 170ZM16 168V167H15ZM135 168V167H134ZM166 168V167H165ZM168 168V167H167ZM173 168H171V170L173 169ZM198 167H196V169H197ZM245 168H248L249 169V167L247 166V167H245ZM244 168V169H245ZM253 168H254V166H253ZM20 169V168H19ZM111 169V168H110ZM113 169H115V168H113ZM201 169V168H200ZM204 168H202L201 170H203ZM243 169V168H242ZM244 169H243V171H244ZM256 169H258V167H256ZM262 169V168H261ZM260 169V170H261ZM1 170V169H0ZM18 170V169H17ZM21 170V169H20ZM255 170V169H254ZM259 170V171H260ZM2 172H3V170H1ZM14 171V170H13ZM104 171H106V170H104ZM108 171H109V169H108ZM108 171H106V172H108ZM113 171V170H112ZM135 171H136V169H135ZM134 171V172H135ZM168 171V170H167ZM180 171H179V173H180ZM184 171H185V169H184ZM196 171V170H195ZM246 172H247V170H245ZM250 171V170H249ZM258 171V172H259ZM4 172H5V168H4ZM7 172V171H6ZM9 172V171H8ZM8 172H7V174H8ZM11 172V171H10ZM15 172V171H14ZM111 172V171H110ZM133 172V174H135ZM170 173H171V171H169ZM182 172H183V169H182ZM241 172H242V170H241ZM253 172V171H252ZM255 172V171H254ZM263 172V171H262ZM13 173V172H12ZM71 173V172H70ZM197 173V172H196ZM5 175L4 177H3V180H2V182H0V203H1V208L2 209H4V212L2 213V215H3V221L1 220V222H0V242H2V240H9V236L7 235L8 234V231H9V229L10 228H12L14 225L15 226H19V225H21L22 227L24 226V227H27L28 225H29V222H30V220L32 221V219H30V217H29V215H30V213H35V214H33V215H35V217H37V219L36 220H38L39 219V221H41V223H39V225H38V227L36 226L35 227V231H38L39 233L38 234H40V236H38L37 238H33V237H28L27 235L26 236H24V239L25 240H28V242H29V244L28 245H24V246H21V242H19V243H17V242H13L12 241V243H11V245H7L6 243H0L1 245H0V264H19L18 262H21L22 263V261H19V260H21V256H24V255H22V253L24 252V251H27L28 253H25L26 254V256L28 255L29 257H30V259H29V263L31 262V264H68V263H70V264H106V263H103L102 262V258H103V256H101L100 255V257H102V258H96V254H97V256L99 257V253H103V252H94V251H90V250H94L95 248H93L92 247V245H91V243H93V246H95L96 248H98L100 251H101V249L102 248H104L103 246H104V243H108V244H111V243H114L115 244V247L117 248V247H119V248H121V247H124L125 245H128L129 246V248L128 249H124L123 248V250H122V248H121V250H122V257L124 256V257H126L125 259H127L128 258V260L127 261H125L124 260V257L123 258H121L120 256H119V260H120V258L121 259H123V261L125 262H123V264H136V262H135V260H134V258H133V256H132V254L135 252H138L137 251V249H136V245L137 244H144V245H146L147 244V247L146 248H150V246H154V245H158V242H161V244L162 243H164L163 241H159L160 239H155L154 241H152V239L150 238V236H149V232L146 230V229H142V228H139L138 229V224H135V222L138 220H142V221H144V220H146V219H148V217H147V212L149 211L150 212V208L149 207H147V205H149V204H146V206L145 207H143V208H145V209H143L144 211H139L138 209H137V207L135 208V206H134V203H135V201L137 202L138 201V199L139 198H141L142 197V194H143V192H142V194H134L133 192H130L129 190H127V191H124V192H119L118 190H117V183L119 182H117L115 179H113V180H109V183L108 182H106V183H108L109 185H108V188H110L111 189V192H109L112 196H111V198L108 200V201H105V204H104V201H103V199H102V194H98V193H100L101 191H99L100 189H98L97 191H96V188L94 187V189H93V191H92V198H89V196H88V198H87V196H86V198H87V200L89 199V203H91L92 204V207L91 208H89V210L87 211V213H88V215L87 216H85L84 214L86 213H84V214H82V211H83V209L81 210L80 208H79V206L80 205H77V204H75V205H73L74 204V200L72 201V199L73 198H71V196H72V192H71V196H70V194L68 195V198L67 199H65V198H63V202L62 203H59L60 205H58L57 204V206H59V212L60 211H62V214H61V216H57V214H55V210L53 211L52 210V207H53V205L51 206L50 205V202L49 203H45V204H42V203H44V202H42L41 204L37 201V199H36V197H32L33 196V193L31 194V193H29L30 191H29V189L27 190V187H25V186H27L29 183H27L26 185L24 184V185H22L20 182V185L21 186H19V184L16 182L18 179H16V180H14V179H12L11 177V175ZM11 174V173H10ZM16 173H14V175H15ZM20 174H21V172H20ZM19 174V177L21 176ZM72 174V173H71ZM71 174H70V178H71ZM174 174V173H173ZM253 174V173H252ZM13 175V176H14ZM24 175V174H23ZM23 175H22V177H23ZM120 175V174H119ZM151 175H153V174H151ZM197 175V174H196ZM203 175H206V173L205 174H203V172H201L200 170H199V172H198V180H197V184L199 185V187H198V185H196L197 186V188H199L198 190L200 191V195H202V196H205V198L206 197H211L212 199H215L214 197H216L217 195L219 196V194L218 193H214V191H216L215 190V185L210 181V180H204L203 178H205V176L203 177ZM247 175V174H246ZM251 175V174H250ZM254 175H255V173H254ZM257 175H259L258 173H257ZM262 175V174H261ZM263 175H264V172H263ZM3 176V175H2ZM1 176V177H2ZM11 176V177H10ZM26 176V175H25ZM69 176V175H68ZM97 176V175H96ZM154 176V175H153ZM156 176V175H155ZM184 176V175H183ZM182 176V177H183ZM15 177V176H14ZM13 177V178H14ZM93 177H94V175H93ZM115 177V176H114ZM117 178L118 177H120V176H116ZM210 177V176H209ZM245 177V176H244ZM249 177V176H248ZM247 177V178H248ZM258 177V179H261V177H260V175L259 176H257ZM17 178V177H16ZM73 178V177H72ZM92 178V177H91ZM110 179H111V177H109ZM152 178H154V177H152ZM207 178V177H206ZM20 179V178H19ZM96 179V178H95ZM120 179V178H119ZM118 179V180H119ZM162 178H160V180H161ZM165 179V178H164ZM167 179V178H166ZM169 179V178H168ZM184 179V178H183ZM197 179V178H196ZM263 179V178H262ZM29 180V179H28ZM71 180V179H70ZM154 180H155V178H154ZM159 180V181H160ZM171 180V179H170ZM212 180V179H211ZM214 180V179H213ZM212 180V181H213ZM20 181V180H19ZM122 181H126V180H122ZM168 181V180H167ZM196 181V180H195ZM25 182V181H24ZM70 182V181H69ZM69 182L67 183V184H69ZM152 182H154V181H152ZM151 182V183H152ZM161 182H162V180H161ZM165 182H166V180H165ZM169 182V181H168ZM171 182H173V181H171ZM175 182H176V180H175ZM214 182V181H213ZM77 183H79L78 182V180H74V179H72V181H71V185H70V187H71V190L73 189L74 190V187H76V184ZM82 183V182H81ZM120 183H121V181H120ZM124 183H126V182H124ZM135 184H136V186L138 185H140V183H139V181H135L134 182ZM156 183V182H155ZM163 183V182H162ZM161 183V184H162ZM174 183V182H173ZM262 183V182H261ZM261 183H260V185H261ZM37 184H39V183H37ZM43 184V183H42ZM134 184V185H135ZM167 184V183H166ZM193 185H194V183H192ZM263 184H264V182H263ZM263 184H262V186L261 187H263ZM44 185V184H43ZM46 185V184H45ZM53 185V184H52ZM107 185V184H106ZM32 186V185H31ZM34 186H36V185H34ZM40 186V185H39ZM62 186H65L64 184L62 185ZM102 186V185H101ZM148 186H149V184H148ZM156 186V185H155ZM154 186V187H155ZM37 187V186H36ZM35 187V188H36ZM43 186L41 185V188H42ZM55 187V186H54ZM59 187V186H58ZM106 187V186H105ZM150 187V186H149ZM153 187V188H154ZM28 188H29V186H28ZM38 188V187H37ZM66 188V187H65ZM92 188V187H91ZM90 188V189H91ZM98 188V187H97ZM119 188V187H118ZM121 188V187H120ZM124 188V187H123ZM125 188H126V186H125ZM124 188V189H125ZM136 188V187H135ZM152 188V189H153ZM156 188H157V186H156ZM256 188H258V187H256ZM260 188V187H259ZM11 189H14L15 190V193H16V196H13L14 198L16 197V202L15 203H17L19 206H18V209H19V211L21 212V214L19 215V217H15V218H13V214L12 213H15V212H13V208H12V199H9V194H10V190ZM30 189H31V187H30ZM34 189V188H33ZM39 189V188H38ZM57 189V188H56ZM61 189V188H60ZM67 189V188H66ZM70 189V188H69ZM76 189H77V187H76ZM75 189V190H76ZM102 189V188H101ZM104 189V188H103ZM129 189V188H128ZM130 189H131V187H130ZM133 189V188H132ZM131 189V190H132ZM41 190H43V189H41ZM50 190V189H49ZM256 190V189H255ZM255 190H253L254 192H255ZM259 190V189H258ZM261 190V189H260ZM259 190V192H262V191H260ZM38 191V190H37ZM60 191V190H59ZM66 191V190H65ZM121 191H123L122 189H121ZM25 192L27 193V194H25ZM61 192V191H60ZM69 193H70V191H68ZM198 192V191H197ZM219 192V191H218ZM12 193V192H11ZM41 193V192H40ZM43 193H44V191H43ZM66 193H67V191H66ZM75 193V192H74ZM152 193V192H151ZM199 193V192H198ZM247 193H248V191H247ZM14 194V193H13ZM38 194V193H37ZM53 194H54V192H53ZM89 194V193H88ZM254 194V193H253ZM256 194V193H255ZM261 194V193H260ZM12 195V194H11ZM36 195V194H35ZM44 195V194H43ZM90 195V194H89ZM95 195H97L96 197H95ZM104 195V194H103ZM199 195V194H198ZM216 195V196H215ZM247 195V194H246ZM69 196H70V200L73 202V203H71L70 202V200H69ZM247 196H250L249 194L247 195ZM252 196V195H251ZM12 197V196H11ZM38 197V196H37ZM42 198L44 197V196H41ZM49 197V196H48ZM51 197V196H50ZM74 197H75V195H74ZM143 197H145L146 199H149V200H151L152 201V198H154V196L152 195V194H149V193H146L145 195H143ZM194 198L196 197V196H193ZM220 197V196H219ZM42 198H41V200H42ZM46 198H47V196H46ZM86 198H85V200H86ZM144 198V199H145ZM200 198H201V196H200ZM203 198V197H202ZM211 198H208V199H211ZM49 199V198H48ZM53 199H57L59 202H60V200H61V198H60V200L57 198V195L56 196H53ZM77 199V198H76ZM191 199V198H190ZM211 199V200H212ZM218 199H220V198H218ZM52 200V199H51ZM69 200V201H68ZM77 200H79V199H77ZM77 200H76V203H77ZM86 200V201H87ZM140 200H142V199H140ZM193 200V203L195 202V200H196V198H195V200L194 199H192ZM197 200H199V199H197ZM40 201V200H39ZM43 201V200H42ZM53 201V200H52ZM55 201V200H54ZM53 201V202H54ZM85 201V202H86ZM146 201V200H145ZM150 201V202H151ZM41 202V201H40ZM71 204H70V203ZM81 203H83L82 202V200L80 201ZM88 202V201H87ZM191 202V201H190ZM212 202V201H211ZM216 202V201H215ZM14 203V204H15ZM67 204V203H69V205L70 206H73V207H76L75 209H73V207L71 208L70 206V208L71 209H69V207L67 206V205H64V204ZM80 203V204H81ZM158 203V202H157ZM156 203V204H157ZM196 203H197V201H196ZM210 203V202H209ZM214 203V202H213ZM88 204V203H87ZM122 204H124V207L125 206H130V207H128V208H131L132 209V218L131 219H129L127 216H125L126 215V209L125 208H121L122 210L123 209H125L126 211H123L124 212V220L122 221V219L123 218H121V219H119V210H117V209H113V208H115V207H113V206H117V205H122ZM217 204V203H216ZM78 207H77V206ZM83 205V204H82ZM104 205V206H103ZM155 205V204H154ZM221 205V204H220ZM17 206V205H16ZM15 206V207H16ZM213 206V205H212ZM211 206V207H212ZM225 206V205H224ZM83 207V206H82ZM85 207V206H84ZM159 207V206H158ZM210 206H209V208L210 209H212V211L211 212H213V208H211ZM221 207H222V205H221ZM220 207V208H221ZM227 208H228V206H226ZM55 208H56V206H55ZM67 208H68V210H67ZM86 208H88V207H86ZM86 208H84V211H85V209ZM118 208V207H117ZM127 208V209H128ZM223 209L225 208V207H222ZM1 209V210H2ZM17 209V210H18ZM53 209H54V207H53ZM109 209H110V211H109ZM161 209V208H160ZM166 209V208H165ZM181 208H179V210H180ZM228 209H231L232 210V208H228ZM16 210V209H15ZM14 210V211H15ZM81 210V211H80ZM167 210V209H166ZM175 210V209H174ZM219 210H221V209H219ZM226 210V209H225ZM68 211V213L70 212L71 213V215L74 217V219H73V217H72V219L70 220L69 219V221L68 222H70L71 223V226H70V229H68L67 230V232L65 233V235H66V239H62V241L61 242H59L58 241V238H56L57 240L56 241H54V239H55V237H58V236H60L61 234H63V232H64V229L62 230L61 228H54V225H56V223H57V221H58V223L59 222H64V221H62V216H64L63 214H65L64 212H67ZM176 211V210H175ZM210 211V210H209ZM217 211V210H216ZM215 211V212H216ZM224 211V210H223ZM157 212H158V210H157ZM170 212V211H169ZM168 212V213H169ZM172 212V211H171ZM180 212V211H179ZM185 212V211H184ZM220 212H222V211H220ZM227 212V211H226ZM228 212H230V210H228ZM232 212V211H231ZM233 212H235V210L233 211ZM18 213V212H17ZM61 213V212H60ZM59 213V214H60ZM118 213V215L117 216H115L114 214H117ZM178 213V212H177ZM176 213V214H177ZM247 213V212H246ZM264 213V212H263ZM19 214V213H18ZM17 214V215H18ZM172 214V213H171ZM175 214V213H174ZM175 214V215H176ZM185 214H186V212H185ZM185 214L184 215H182V216H185ZM227 214V213H226ZM231 214V213H230ZM241 214H242V212H241ZM1 215V214H0ZM1 215V216H2ZM32 215V214H31ZM30 215V216H31ZM69 214H66V217L68 216ZM121 215V214H120ZM163 215V214H162ZM161 215V216H162ZM179 215V214H178ZM186 215H189V214H186ZM235 215H237V214H235ZM243 215H244V213H243ZM252 215V214H251ZM254 215V214H253ZM260 215V214H259ZM15 216V215H14ZM114 216H115V218H114ZM130 216V215H129ZM150 216V215H149ZM173 216V215H172ZM177 216V215H176ZM230 216V215H229ZM232 216V215H231ZM230 216V217H231ZM239 216V215H238ZM240 216H242V215H240ZM245 216V215H244ZM249 216V215H248ZM247 216V217H248ZM258 216V215H257ZM33 217V216H32ZM70 217V216H69ZM126 217V218H125ZM151 217H154V216H151ZM150 217V218H151ZM165 217H167V213H165L164 214V218L163 219H165V220H167V218H165ZM180 217V216H179ZM237 217V216H236ZM250 217V216H249ZM65 218V217H64ZM177 217H175V219H176ZM227 218H229V217H227ZM232 218V217H231ZM240 218V217H239ZM261 218V217H260ZM174 219V218H173ZM174 219V220H175ZM187 219V218H186ZM190 219H192V218H190ZM189 219V220H190ZM193 219H194V217H193ZM236 219V218H235ZM259 218H257L256 220H258ZM120 220V221H119ZM158 220V219H157ZM164 220V221H165ZM188 220V219H187ZM251 220V219H250ZM151 221H152V219H151ZM177 221H179V220H177L176 219V223H178ZM181 221H182V219H181ZM234 221V220H233ZM253 221V220H252ZM251 221V222H252ZM66 222V221H65ZM154 222V221H153ZM163 222V221H162ZM31 223V222H30ZM38 223V222H37ZM173 223V222H172ZM176 223H175V226H176ZM215 223V222H214ZM142 224V223H141ZM149 224V223H148ZM198 224V223H197ZM130 225L131 226H133L134 227V234H135V239L136 240H138V242L137 243H126V241L128 242V240H127V238H126V236H125V232L126 231H129V230H127L129 227H130ZM166 225V224H165ZM33 226V225H32ZM66 226V225H65ZM69 226V225H68ZM147 226V225H146ZM150 226V225H149ZM168 226V225H167ZM172 226V225H171ZM200 226H201V224H200ZM203 226V225H202ZM216 226V225H215ZM221 226V225H220ZM224 226V225H223ZM234 226H236V225H234ZM233 225H232V227H234ZM31 227V226H30ZM63 227V226H62ZM136 227V228H135ZM199 227V226H198ZM206 227H208L207 225H206ZM214 227V226H213ZM212 227V228H213ZM230 227V226H229ZM68 228V227H67ZM127 228V229H126ZM160 228V227H159ZM171 228V227H170ZM173 228H174V226H173ZM215 228V227H214ZM224 228V227H223ZM235 228H237V227H235ZM95 229V230H94ZM130 229V228H129ZM175 229V228H174ZM203 229V228H202ZM219 229H221V228H219ZM229 229V228H228ZM167 230V229H166ZM200 230H201V228H200ZM165 230H163V232H164ZM168 231H169V228H168ZM151 232V231H150ZM162 232V233H163ZM195 234V233H194ZM24 235V234H23ZM6 238H5V237ZM63 236H64V234H63ZM154 236V235H153ZM155 236H157V235H155ZM167 236H168V238H169V235L167 234ZM20 237V236H19ZM237 237V236H236ZM261 237H262V235H261ZM52 238H54V239H52ZM161 238V237H160ZM255 238V237H254ZM253 238V239H254ZM85 239V240H84ZM90 239V240H89ZM132 239H134L133 237H132ZM162 239H164L163 238V235H162ZM232 239V238H231ZM247 239V238H246ZM80 240H81V243H78L79 245V247H82V242H83V246L85 245V244H87L88 243V249H89V251H90V253L91 252H93L92 254H94L93 256L96 258V261L98 260V261H101L102 263H100V262H96V261H94L95 260V258L92 256V254H90L89 252H87L88 253V255L86 254V252H85V249H87L86 247L84 248V247H82L81 249L84 251V254H86V255H84V257L83 256H81L80 255V253L78 254V250L76 249L77 248V244H72L73 243V241H74V243L75 242H80ZM85 242H84V241ZM129 240H131L130 239V237H129ZM180 240V239H179ZM249 240V239H248ZM254 240H257V239H254ZM93 241V242H92ZM252 241V240H251ZM262 241H264V240H262ZM70 242H72L71 244H70ZM190 242V241H189ZM247 242V241H246ZM250 242V241H249ZM253 242V241H252ZM230 243V242H229ZM263 243V242H262ZM81 244V245H80ZM190 244V243H189ZM231 244V243H230ZM72 245V246H71ZM89 245H91V246H89ZM150 245V246H149ZM165 245V244H164ZM164 245H162V246H164ZM196 245V244H195ZM223 245V244H222ZM264 245V244H263ZM140 246V245H139ZM189 246V245H188ZM188 246H186V247H188ZM91 247V248H90ZM110 247H114V246H111L110 245ZM169 247V246H168ZM190 247V246H189ZM193 247V246H192ZM191 247V248H192ZM202 247V246H201ZM226 247V246H225ZM225 247H222V248H225ZM106 248H109V247H107L106 246ZM106 248L104 249V250H106ZM146 248L144 247V248H142V249H144L143 251H145V252H147V250H146ZM162 248V247H161ZM112 249H114V248H112ZM166 249V248H165ZM235 249V248H234ZM96 250V249H95ZM103 250V249H102ZM140 250V249H139ZM156 250V249H155ZM161 250V249H160ZM167 250V249H166ZM245 250V249H244ZM262 250H264V249H262ZM82 251V252H83ZM119 251H120V249H119ZM150 251V250H149ZM197 251V250H196ZM229 251H230V249H229ZM229 251H228V253H229ZM235 251V250H234ZM67 252V253H66ZM156 252V251H155ZM158 252V251H157ZM165 252H167V251H165ZM184 252V251H183ZM216 252V251H215ZM222 252V251H221ZM221 252H219V253H221ZM249 252V251H248ZM247 252V253H248ZM218 253V252H217ZM223 253V252H222ZM225 253H227V251L225 252ZM234 253V252H233ZM240 253V252H239ZM242 253H243V250H242ZM90 254V255H89ZM137 254V253H136ZM164 254V253H163ZM193 254V253H192ZM235 254V253H234ZM119 255H120V253H119ZM143 255V254H142ZM153 255H154V252H153ZM156 255V254H155ZM206 255H207V253H206ZM209 255H210V253H209ZM208 255V256H209ZM214 255V254H213ZM217 255V254H216ZM225 255V254H224ZM229 255V254H228ZM233 255V254H232ZM236 255V254H235ZM240 255H241V253H240ZM244 255V254H243ZM245 255H246V253H245ZM90 256H92V257H90ZM138 256V255H137ZM140 256V255H139ZM160 256V255H159ZM164 256V255H163ZM207 256V257H208ZM221 256V255H220ZM230 256V255H229ZM238 256V255H237ZM250 256H252V255H250ZM143 257V256H142ZM233 257V256H232ZM235 257V256H234ZM66 258L68 259V260H66ZM94 258V259H93ZM114 258V257H113ZM116 258V259H115ZM113 260H112V262H110L111 264H121L118 260H117V257H115ZM225 258V257H224ZM249 258V257H248ZM23 259H24V257H23ZM27 259V258H26ZM138 259V258H137ZM235 259V258H234ZM25 260V259H24ZM23 260V261H24ZM143 260H144V258H143ZM211 260V259H210ZM220 260H221V258H220ZM240 260V259H239ZM248 260V259H247ZM253 261H254V259H252ZM251 260V261H252ZM17 263H16V262ZM26 261V260H25ZM24 261V262H25ZM147 261V260H146ZM157 261V260H156ZM160 261H161V259H160ZM159 261V262H160ZM145 262V261H144ZM152 261H150V263H151ZM228 262H229V260H228ZM20 263V264H21ZM109 263V264H110ZM140 263V262H139ZM148 263V262H147ZM146 263V264H147ZM149 263V264H150ZM154 263V262H153ZM210 263V262H209ZM249 263H250V261H249ZM27 264H28V261H27ZM142 264V263H141ZM144 264V263H143ZM155 264V263H154ZM252 264V263H251Z\"/></svg>",
    "mask_w": 264,
    "mask_h": 264
}]
</instances>
